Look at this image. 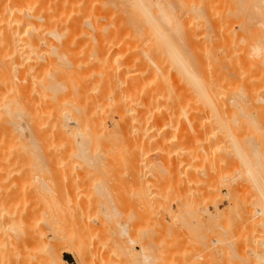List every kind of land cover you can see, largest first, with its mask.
<instances>
[{
    "label": "rangeland",
    "instance_id": "rangeland-1",
    "mask_svg": "<svg viewBox=\"0 0 264 264\" xmlns=\"http://www.w3.org/2000/svg\"><path fill=\"white\" fill-rule=\"evenodd\" d=\"M43 1H44V3H43ZM55 1L57 4L55 3ZM67 1H68V3H67ZM138 1H140V2H138ZM138 1L137 0H78V1L77 0H73V1L70 0V2H69V0H49L48 3L50 2L52 5L48 6V5H46L47 4L46 0H42V1L41 0H0V160H1L0 166H2V168L0 167V169L3 170V171L0 170V172L1 173L5 172V174L0 173V195H1L0 196V202H1V198H2L3 202H1V203H3V205L5 206L4 207L5 209L1 208V209H3L2 212L4 210H6V213H4V214L2 213V214L5 216L6 214L8 215L9 213L18 214V212H20L19 216L14 215V214L10 215V216L8 215V216L10 218L12 217V219H15L17 217H21V215L22 216L24 215L21 218L25 219L26 216L30 218V221H28L29 219L27 217H26L27 219H25V220L29 223L28 225L31 224L30 227H32L34 225L35 230L31 229V231H36V232H34L35 235H36V233H38L37 236H42V237H40V239L38 237L39 241L37 239L38 242L36 241L35 243L33 241H35L36 239H34L32 241V239H33L32 238L31 241L33 242V244H31V242H30L31 246L29 247V249L27 248L28 249L27 250L26 248H24V250L25 251L27 250L29 252L31 250L34 251L37 254V256L40 258L41 264L43 261H44L43 264L46 262V260H44L45 258H47L46 256L48 255L46 253H49L48 249L51 250L52 245H53L52 247L55 248V251L57 253L56 256L57 255L60 256V258L65 262V264H264V246H263L264 245V104H263L264 103V62H263L264 61V0H138ZM145 1L146 2L149 1V3H151V4H149V6L151 5L150 6L151 8L148 6L149 7L148 11H150V13H149L150 17L148 16V13H144V10L142 9V7L139 6V4L140 5L142 4L141 2L144 3ZM39 3L43 6V8L45 5L47 10L44 9L42 11L40 9L42 6ZM132 6H133V8H131ZM157 6H159V8ZM49 7L50 8L53 7L52 8L53 11L55 9V13H58V14L53 13L56 16V19H58V18L64 19L65 16H66L65 18L68 19L67 25L62 26V28L56 30V31L59 30L60 33L59 32L58 33L60 35L61 34L63 35V38L60 40V42H62V43L60 44L58 42V44H60L59 48H58L57 47L58 45L57 46L55 45L57 42L54 40L56 43L53 42L54 45L52 46V47H54V46L57 47V51H58V49L62 50L61 52L59 51L60 53L58 52L60 55L59 61H56V60L55 61L57 63H59L60 60H62L60 62L61 66L63 64V66L71 67V68L67 69V72L68 73L70 72V74H68V73L67 74H68V76L70 75L71 78H67L68 76H66V78L68 79V82H65L63 80V82L61 81L62 84L61 83L60 84L62 86H64L65 83H66V85H67V83H70V88L68 85L67 86H68V89H71V82H72V89L74 90L73 94L74 93L76 95L81 94V97H79V95H78L77 96L78 99H76V101L78 100L79 102L78 101L76 102L75 100H72V98H69L67 96L69 99L72 100V101L70 100L69 102L70 103L74 102L75 104L78 103L77 105H75V104L72 105V103H71L72 107H74V105L77 107H78V105H79V107H83V108L78 107V109H80L79 112L81 113V115L84 113H85V115L86 114L89 115V117H87V115L86 116L84 115L85 120L88 118V120L84 121V125H83V122L80 123L81 124L80 126H82V130H80L81 127H79V126L76 127V129H77L76 130L75 126L71 125L77 131V133L75 132L76 134H78L80 136V134L82 132V135L80 137L83 138L85 136V135H83V133L85 131H89L87 133H90V131H92L93 135H95V133H98L97 131H100L99 129L97 130V128L95 129V127H94V130L93 129L89 130L90 128L87 129L88 127L86 125H88L89 118L91 119L92 115L96 116L97 115L96 112H98L100 109H106L108 107H111V106H109L111 104L108 105L107 103L109 101H111L112 98L113 99L115 98V96L111 93L109 96L113 95L114 97L111 98L107 95V97H109L107 99H111V100L108 101V100L103 98L107 94V93H104V88L106 87V85L103 83L105 76H107V74L105 75V70L107 69L106 72L108 70H109V72H111V71L116 72V69H118L119 71L117 70L116 73H119L120 69H122L121 67H123L126 70L124 72V70L122 69L123 71H121L122 72L121 75L123 74V72H124V74L126 72L127 73L131 72V74H132V72H133V74L135 73V75L138 76V78H140V79H137V80H139L140 85H141L140 82L145 81L146 83H148V85L153 84L152 87L155 86L154 88L151 87L152 89L149 90L148 88H146L148 86L145 87V85H147V84L145 82H143L144 86H142V88H145V89H143L144 91H142L141 86L138 85V82H137L138 86H136V88L134 89V91L138 90V89L141 90V92H138V94H137V92H135V93L137 95H139V97H140L141 93L143 92L142 97L143 98L148 97L147 102H149V103L151 102L154 108L152 107V105H150L149 108L146 107L147 106L146 104H145L146 105L145 107L143 106L144 104H142L141 101L143 102L144 100L146 101L147 99L142 100V97H140L141 100L139 98L138 100H140V101H138V100H136L137 98H135L138 96H135L133 98V96L136 95L135 93H133L134 95L128 94L129 95L128 101L131 100V102H130L131 106H133L132 105L133 103L134 104H139V103L142 104V105L141 104L138 105L140 108H138V107L136 108L135 107L136 105L133 107L137 110H140V111H138L141 115L139 117H141V118L143 117L142 118L143 123L141 122L140 125L144 124L146 127L143 125L141 127L149 128L150 132L146 129L148 131L147 132L148 135H150L152 133L151 132L152 128H150V127H154V126H150V122H151V124H153V122H155V119H153L154 120L153 122L151 121L153 117L156 118L155 116H153V114L154 115L158 114L157 117H159L160 115H163V114L164 115L168 114L169 117H167L166 119L167 120L170 119L171 122H173V120L177 119L178 121L176 120L173 123H178V124H175L176 126L178 125L177 126L178 128H179V124L182 127L185 125V127H183V128L186 129L189 136L187 135L186 131H185L186 132L185 133V132H182L180 130L181 126L179 129L177 127L175 129H172L175 126L174 124H172L174 126L170 129L169 126L166 125L168 123V121L167 120L163 121L164 120L163 118L166 117V116L164 117V115H163V117H161L163 119V120H161V122H160V119H161L160 117H159L160 119L157 118V120L159 119V122L158 121H157V123L155 122L158 125L155 124L154 128L155 129L159 128L160 130L158 129V131L153 132L152 135H154V133H155V135H157L158 133L160 135L162 133L161 136H164L167 138L168 133H169V135L171 132L174 134V136H172L173 134H171L172 137L170 136L171 139H169V141L172 140L171 141L172 143L167 140L169 137L167 139L164 138L165 142L162 140H157L156 143H154L155 142L154 139L157 138V136L155 138H153L155 135L153 137L150 136L151 138H153L152 140L149 137L150 141H153L152 142L153 145H156L157 147H159L157 145L158 143H160L159 145L162 147L165 144L167 145V143H168L167 146L170 147V148H168V150L172 149L174 147L172 150L173 153H172V151L169 152L170 155L173 154L170 156L168 154V150L165 149L166 145L164 146V150L163 149L160 150L161 147L158 149L156 146L155 147L153 145H151L152 147L149 146V139L147 140L148 135L146 134V131L143 133L145 128H144V130H143V128L139 129V123H140V121H142V119L138 120V118H136L137 119L136 121L137 122L139 121L138 126L136 127L137 130L138 129L140 131L143 130L142 133H140V135L137 133L138 134L137 139H138V137H139V139L141 138L140 137L141 134H144V135L146 134V136H145L146 138H144V135H142L143 137L141 138V140H143V139L147 140L148 147H147V145H146V147L150 148V149H149V151H147V149L144 148V150H146L147 153L156 150L155 151L156 154H154V152H153V153H149L147 155L145 151H142L140 146H139V148L141 149L142 152L139 151V148H138L139 144L138 143H141L140 141L137 143L138 145L137 144L135 145V146H137V149H138L137 151L134 149L136 152H138V153L140 152L141 154L143 152H145V154L147 155V156H145V155L141 156V154H140L139 157L141 156L140 157L141 159H139L137 157V159H138L137 161H138V163H140V166L142 165L141 160L143 163L145 158L148 159V157L152 155L151 157H149L148 161L147 160L144 161L145 164L143 163L144 164L143 166H145L147 164V162H149L148 167L146 165L143 169L144 171H142V169L139 168L142 171L140 173L142 176H140L138 172L135 175V177H137L138 180L136 178L134 180H132V178L134 177L131 174L132 172H129V174H130L129 175L127 170H123V169H125V166H123V164H122L123 159L120 158L121 153L119 152V149H120V151H121V149L123 150L122 146H120L121 148H118L117 146L115 147V145H112V147H113L112 148V147H110V144H112V143H110V144L108 143V145H109V148H108V145L106 144L107 147H105V144H104L106 141L103 142L104 146H103V144H101L102 146L99 145L100 143L97 144V141H96V146L99 145L100 148L103 149V152L101 149H99L100 152L98 151V153H96L97 149H96V151H95V149H93L94 150L93 154L94 153L95 154L103 153V155L107 154L105 156L102 155L101 157H105V159L110 160L109 164L106 163L107 161H105V160H103V161H105L107 167H109V166L114 167L113 169L110 168V170H112V172L108 171L107 168L105 169L106 172H101L104 170L102 168H99V169L97 168L98 173L97 172L94 173L92 171L95 170L96 168L93 169L92 171L88 170L89 168H86L85 166L83 167V164H85V163L84 162L82 163V161H80L78 159H77L78 161L71 159L73 163L72 162H70L71 164L68 163V165L70 167L66 166L67 164H65V162H64V165L67 168H63V169L67 170V171H64L62 169V172H60L59 171L60 169L57 166H54L53 163L56 164L58 161L57 160L58 157H56L55 155L58 156V155L64 153L63 151H65V150L67 151V153H71V152H69V149L71 150V147L75 148L76 145L74 146V144H72L70 147L68 145V143H66V142L63 143V141L58 140L59 139L58 136H55L57 134H56V130H55L56 127L53 125L54 115H51V113L56 108L55 105L56 106L58 105V108L64 107V105L63 106L61 105V102L65 103L64 98L66 96L64 97L63 95L60 94V92L58 90L59 87L57 89L58 91L55 89L56 90L55 93L56 94L58 93L57 95L55 93H53V94L51 93V95H49L50 94L49 92L52 89H49V92L47 89L50 87L54 88V85L51 83L58 81L59 74L61 75V77H62V75H64L63 74L64 72L60 73L58 71L62 72L65 70H63L64 68L62 70L60 69L63 67V66L62 67L58 66L60 64H57L56 62H55L56 64L52 63L54 61L53 59L56 56L54 58L50 57L52 60L51 61L49 60L50 61L49 65L52 67H50L48 65V63H45V61H44L45 58H49L47 56L51 55L50 51L55 48L54 47L53 49L49 50V48H51L50 46L52 44V41H53L52 38L53 37L50 35L51 33L50 34L48 33L49 32L48 29H50V28L48 27V29H47V27L39 26L40 23L38 22V20L35 19V16L37 17V15H39L38 14L39 11H40V13L42 11L43 12L42 14H44V12H45L44 15H51L50 13L53 11L50 10L51 12H49ZM136 7H139V8H136ZM135 10H137V11H135ZM127 11L130 13H128ZM131 11L134 14H132ZM144 14L147 15L148 18H151L152 20L151 19L146 20ZM28 15H31L30 16L31 18H29ZM138 17H139V19H138ZM71 19H72V21H71ZM144 19H145V21H144ZM141 21H143L144 24ZM261 22L263 24H260ZM40 27H41V29H40ZM51 29L54 30L55 28L54 29L51 28ZM37 30H38L39 34L42 33V30L47 32L46 33L47 39L50 36L52 37V38L50 37L52 40V41L50 40L51 42L49 41V39H48V42H47V40L43 41L46 44L48 49L44 47L45 44L42 42L37 41L36 44H34L35 42L33 44L31 43L34 41L35 37L41 36V35L43 36V34L45 33L43 31V34L36 36L35 34H36ZM39 30H41V31H39ZM28 31L32 35V39H31V37H29L31 35L28 34L29 33ZM48 34L50 36H48ZM46 36H45V38H46ZM183 36L184 37L186 36V38H184ZM191 37H192V40H191ZM29 39L31 40L30 42H29ZM69 39H70V41H69ZM37 44H39V46ZM171 45L174 48V50L177 49L178 52L180 50V52L182 51L181 52L182 54L184 52V54H183L184 58H186V59L190 58L189 60L193 59V60H196V61L199 60V62H202V63H199V64H202L201 69L198 68L200 71L197 68H196L197 70H195L198 72L197 73L198 75H199V72H201L200 73L201 77H202V75H204V77H205V75L207 74V77L209 79V76H211V75H209V73L210 74L212 73L211 78H213V82H212V79H211V81L208 79L205 80L204 77H203V79L206 82L204 83L203 79H202V82L204 83L205 86L208 83V81L210 83V85L208 84L210 87L213 84L216 86V87H214V89H212L214 92L213 95L211 94L212 90L210 91V89H211L210 87H209L210 89L208 90L209 94L211 95V98L214 101V103L212 101V105L214 106L215 110L211 109L213 106L212 105L210 106L209 102L207 103L206 100L208 98L206 99V97H203L204 95L202 96L203 98H200L202 100H200L198 102H193L195 100L197 101L196 97H198L199 95L196 96L195 97L196 99L194 100L195 95H194V93H192L193 91L190 90L192 88L189 89L190 91L188 90V88H186L189 85L188 83H186L187 80H186V82H183L182 80H179V78L177 79L178 76H182L183 72L180 71V73H178V75H176V74H175V76L173 75L174 73H177V71H178V70H176L177 65L175 68H172V69H175L176 72H174V70H173V74L170 75V73H172V71H170L169 68H171V66L173 65L172 63L175 61V58H177V57H175L176 56L175 54L173 55L174 58H171V57H173L171 55L172 53L170 55H168V53H170V52L175 53V51H173V48H170ZM175 47H177V48H175ZM256 47H258L259 50L262 49V51L260 50V52H256L255 51V49H257ZM167 48H169L167 50L168 53L165 50ZM41 50H43V51H41ZM47 50H49V54L47 53L48 52ZM149 50L152 51L151 53H153V54L150 53L152 55V58L153 57L155 59L157 58L158 62L161 63L162 66L160 64L159 65L161 66L162 69L164 68V66H163V65H165L164 63L168 64V62L169 63L172 62L171 66L166 65L168 67L170 66L169 68L166 66H165L166 69L164 68L165 73L167 71V68L170 71V72L167 71V73L165 74V76L167 75V77H168V78L165 77L166 80L164 79V76H163L164 71H161L163 74L162 73H160V74H162V75H160L158 73V75H160V77H158V79H157V76H156L157 72H156V74H154V72H153L154 70H152L153 68L152 67L149 68V66H151V64H149L148 61H147L148 63H144L146 66V69H145V67H143L144 65L142 63H136L139 61L138 57L139 56L144 57L145 56V54H143L144 52L149 54L148 53ZM104 51H105V53H104ZM186 51H187V54L185 53ZM44 53L48 54V55H45ZM40 54H42L43 57ZM165 54H167V56ZM153 55H155V56H153ZM40 57H42L43 59H40ZM165 57H166V59H165ZM134 58H136V59H134ZM180 58H182V57H180ZM246 58H247V60H246ZM39 59L42 61H40ZM144 60L146 62V58ZM193 60H192V62H193ZM102 61H103V63H102ZM68 62H70V64H68ZM142 62H144V61H142ZM189 62H191V61H189ZM39 63H41V64H39ZM105 63H106V66H105ZM127 63H130V64L132 63L131 71H130V65ZM134 63H136V64L134 65ZM146 64L148 65L149 69L147 68ZM174 64H176V62ZM186 64L190 65V67L192 66V64L188 63V60H187ZM197 64H198V62H197ZM45 65H48L49 67L45 66ZM262 65H263V67H262ZM54 66H55V69H52V68H54ZM193 66H194V64H193ZM197 66H199V65H197ZM58 67H60V68L58 69ZM172 67H174V66H172ZM36 68H38L37 70H39V71H37ZM46 68H48V70ZM49 68H51L53 70V72L55 70L56 71L54 73H51L52 70L51 69L49 70ZM146 70H147V72H146ZM49 71H51L50 72L51 74L49 73ZM148 71H150V72H148ZM242 72H244V73H242ZM65 73H66V71H65ZM112 73H114V72H111V74ZM147 73L148 74L151 73L150 76L147 75ZM168 73H169V76H168ZM237 73L238 74L240 73V74L238 75ZM47 74L48 75L50 74L52 78L49 77L50 75L47 76V77H49V78H47L45 76ZM101 74H102V76H101ZM142 74L144 77L142 76ZM95 75H97V76H95ZM99 76H101L102 79H100ZM134 76L132 75L133 79H136L137 77H134ZM146 76L147 77L149 76L150 78L148 77L147 78L148 80H147V79H145ZM155 76H156V79L158 81H160L159 79L163 78L164 80L162 79L163 81H160L158 83L163 82L162 84H165V81H166V86L169 83H170L169 85H172L173 84L171 82V81H173L172 77L177 76L176 78L173 77L174 79H177L176 81L174 80L173 82L174 83L178 82L177 85H179V84L183 85L182 89L186 88L185 89L186 91L188 90V92H190V94L192 93V95H194L192 97L193 100H192V98H191V100L188 98L189 99L188 101L193 102L194 106L190 105L191 108H193V109L190 110V108H188V107H190L187 105V104H189L188 102L184 103L185 99L187 101V97L192 96V95H190L189 93H188L189 95L187 93H185L188 96L183 101V100H181V99H183V96H181V95H184V91H183V94L181 93L180 96H178V97L176 96L179 99V101H178V99H175V96L171 95L174 92H177L176 94H178V92H179L177 89L174 88L175 86L172 88V89H175V91H173L170 88L173 91V93H171V90H170V94L167 91H164V89H163L164 85L160 86V88L162 87V90H160L159 86L157 88V85H160V84H156L157 82L154 81L155 78L153 79V77H155ZM235 76H237V77H235ZM61 77H60V79H65V77H62V78ZM85 77H87V79H85ZM89 77L92 78V82L90 81L91 78L89 79ZM182 77L184 79H186L184 76H182ZM198 77L201 79L200 76H198ZM45 78H47L48 83H47V80L44 81ZM50 78H51V80L53 79L52 82H51V80H49ZM142 78H144V79H142ZM169 78L171 80H169ZM54 79H55V81H54ZM99 79H100V81H102V83L99 81H97V82L93 81V80H99ZM141 79H142V81H140ZM167 79H168V82H167ZM87 80L90 82H88ZM150 80H152V81L150 82ZM239 80H240V82H239ZM39 81L43 85H39L40 83L36 84ZM74 81L75 82L78 81V82L74 84L73 83ZM83 81L88 82L89 85ZM42 82H44V83H42ZM80 82H82V83L80 84ZM185 83H186V85H185ZM235 83H236V85H235ZM44 84L46 87L49 86V87H47L46 90H45ZM50 84L53 86H50ZM78 84L81 85V89H84V88L88 89L89 87H91V88L88 89L87 90L88 92L84 94L83 90H79L80 85H78ZM82 84H83V86H82ZM84 84H86V86ZM101 84H103V86ZM74 85H76V86L78 85L77 90H78V92L80 91L81 93L80 92L78 94L76 93L77 90L75 88L76 86H74ZM217 85H218V87H217ZM99 86L100 87L102 86V89H100ZM172 86H170V87H172ZM64 87H66V86H64ZM96 87H97V89L95 90ZM223 87H225V88H223ZM34 88L37 91H38V88H40V91H38L39 95H38L36 90L34 91ZM55 88H57V87H55ZM93 88H94V90H93ZM43 89H44V91H43ZM147 89H148V93L146 95L147 97H144V94L146 93L145 91H147ZM226 89H228V90L231 89V91L229 92L227 90L228 92H226ZM89 90H91V91H89ZM105 90H106V88H105ZM118 90H120V89H118ZM122 90H124V88ZM165 90H169V89H167L165 87ZM179 90H181V89H179ZM41 91H43V92H41ZM46 91H47V93H46ZM65 91L66 92L68 91V93H69V90L65 89ZM100 91L102 93H100ZM163 91L165 94L163 93ZM61 92H62V89H61ZM66 92H64V93L66 95H68V93H66ZM92 93H93V96L91 95ZM158 93H160L161 95L163 94L162 96H166V97H162V96L159 97V99L162 98V99H160L162 102L160 101L159 104L157 103L158 102L157 96H159ZM69 94H71V92ZM102 94H104L103 97H102ZM58 95H59V98L63 99V101L58 100L59 99ZM90 95H91V97H90ZM95 95L96 96L99 95L98 98L101 99V97H102L104 99V101L98 102V100H97L98 98L96 99ZM169 95H171V98L173 99V101ZM174 95H175V93H174ZM186 95H184V96H186ZM200 95H202V94H200ZM37 96H39L38 100H37V98H38ZM48 96H49V98H50V96L52 98H50V100H49ZM53 96L57 99V102H60V103L57 104L56 102H54L56 99L54 100ZM82 96H84V97H82ZM151 96H152V99L154 101L152 99H150ZM156 97H157V99H156ZM207 97H210V96H208V94H207ZM42 98L46 99V100H43ZM47 98H48V100H47ZM73 98H74V96H73ZM79 98H81V101ZM84 98H85V100H84ZM88 98H91V99H88ZM120 98H121V94H120ZM204 98L206 99L205 102L203 101ZM211 98H209L208 100L211 101L212 100ZM215 98L217 99V101ZM51 99H52V101L54 100L53 101L54 103L51 102L52 104L49 103L51 101ZM100 99H99V101H102V99L101 100ZM116 99L117 98H115V100ZM149 99L151 101H149ZM169 99L171 102L175 103V105L177 104L176 106H178V107L175 106L176 108H174L173 107L174 104H172L173 106H171ZM39 100H41V101H39ZM86 100H87V102H85ZM105 100L107 101L106 106H105L106 108L103 106L105 104L104 103ZM125 100L126 99H124V101ZM166 100H167V102H166ZM180 100H181V102H180ZM198 100H199V98H198ZM237 100H239V101H237ZM38 101H39V103H38ZM94 101L96 102V104H95L96 107L97 106L100 107L102 105L103 108L100 107V109L98 110V107H97V109L95 107V111H94V109H93V107L95 106V105H93ZM135 101L136 102L138 101V102L135 103ZM40 102L42 103V105ZM111 102H116V101L112 100ZM147 102H145V103H147ZM215 102H217L218 105L219 104L220 105L218 106L217 103H215ZM232 102H233V104H232ZM45 103L46 104L48 103L47 107L50 108L51 111H49L50 109H48V108H47L48 111L46 110V108H45L46 104ZM70 103H69V105H70ZM98 103H99V105H98ZM100 103H104V104H100ZM149 103H147V104H149ZM160 103H161L162 107L160 106ZM167 103L170 104L171 107ZM256 103H257V105H256ZM44 104H45V106H43ZM65 104L66 105L68 104L67 100H66ZM156 104H158V106L161 108L157 107V109H155L157 106ZM224 104H226V105H224ZM234 104H235V106H234ZM66 105H65V107H66ZM209 106H210V108H208ZM68 107L69 106L67 105V107L65 109L63 108V113H64L63 119H65V120L68 118L67 111L70 112L68 110ZM172 107L175 110L177 109L175 111V113L172 112V111H174V110H172ZM196 107H197V109H196ZM219 107H221V108H219ZM40 108H42L43 111ZM74 108L76 109V107H74ZM145 108H147V109L145 110ZM150 108L155 110L154 113H153L152 109H151V111L148 110ZM178 108L182 109L183 112L180 111ZM194 108L196 109L195 111H193ZM69 109L71 110V108H69ZM81 109L82 110L85 109L84 113H82L83 111H81ZM65 110H67V111L65 112ZM72 110H73V108H72ZM72 110H71V115L75 114L73 112L78 111V110L77 111H72ZM106 110L108 111L111 109L108 108ZM141 110L144 114L148 113L150 118L152 116L151 120L148 119L149 120L148 121L146 119V118H149L148 115H147V117L144 115L146 117V118H144V116H142L143 113L141 112ZM189 110L191 111V113L187 114V112H189ZM197 110H199V111H197ZM100 111H102V110H100ZM148 111L151 113V115ZM163 111L167 112V113L165 114V113H163ZM79 112L76 113L75 115H78V114L80 115ZM138 112H137V114H138ZM155 112H158V113H155ZM212 112H214V113L212 114ZM89 113H91V114H89ZM170 113H172V114H170ZM181 113H183V114H181ZM184 113L187 114L188 116L187 115L186 116L189 118L183 117V116H185ZM194 113L195 114L197 113V115H195ZM47 114H49V115H47ZM100 114H101V112L100 113L98 112L99 116L102 115V114L101 115ZM137 114H136V117H138ZM174 114H175L174 117L176 119L171 117ZM177 114H178V116H177ZM192 114L196 118H194V116ZM44 115H46L47 118H45L46 116L44 117ZM112 115L113 116H111V118L107 119V121H106V127L108 129L106 131L114 132L115 130L113 131V129H116L114 123L116 122L115 120H117V117L114 115V113ZM181 115H183V116H181ZM198 115H200V116L198 117ZM41 116H43V117L41 118ZM50 116H51V118H50ZM84 116L82 115V117H84ZM179 116L183 118V119L180 118V119H182L181 121L179 119ZM190 116L193 117L195 120L190 118ZM216 116H217V119L215 118ZM171 118H172V120H171ZM92 119H93V117H92ZM197 119H199V120H197ZM209 119H210V121H209ZM37 120H38V122H37ZM48 120H50V121H48ZM144 120L146 122H149L148 127L145 124L146 122ZM46 121H48V123ZM211 121H212V123H211ZM35 122L37 123V125L39 123V125L42 127H40L39 125H38L39 128L36 127ZM171 122H170V124H171ZM196 122H197V124H196ZM208 122H210L211 124ZM43 123H44V125H43ZM183 123H184V125H183ZM190 123H192L193 125H191ZM189 124H190V126H189ZM136 125H137V123H136ZM196 125L197 126L199 125V127H197ZM1 126H3V128ZM34 126L36 128H38L39 130L36 129V131H35ZM43 126L45 128L47 127V129L43 128ZM191 126L192 127L195 126L194 127L195 129L192 128ZM20 127H21V129L22 128L23 129L20 130ZM48 127L51 128V130ZM111 127H113V128H111ZM154 128H153V131L155 130ZM40 129L42 130V134H41ZM43 129H45V130H43ZM192 129H194L193 132L191 131ZM37 130L40 132H37ZM52 130H53V132H55V134L52 132ZM63 130L65 131V129H63ZM139 130L137 132H140ZM173 130H175V132ZM93 131H96V132L93 133ZM163 131H167V134L165 135L166 132H163ZM47 132L50 133L49 134L50 136H47L48 135ZM156 132H157V134H156ZM179 132H181V134L183 133V135L185 134V140H183L184 136H182V138L180 137ZM39 133L41 134V137L36 138V136L40 135ZM100 134H103V133H100ZM45 135L47 137V138L45 137V139H47V140L43 139ZM135 135H136V133H135ZM159 135H158V137H159ZM195 135H196V137H195ZM197 135H198V137H197ZM51 136L52 137L54 136L57 140L55 138H52ZM66 136H65V138H66ZM89 136H90V134H89ZM116 136H118V135H116ZM177 137H179V139H177ZM39 138H40V140H38ZM67 138H68V136H67ZM51 139H54V140H51ZM158 139H160V138H158ZM162 139H163V137H162ZM42 140H44V142L45 141L46 142L52 141V142H50L52 147H51V145L49 146V144H50L49 142L43 143ZM110 140L111 141L113 140L112 142H113V144H115L114 138L110 139ZM119 140L122 141V138H119ZM187 140H188V142H187ZM175 141H177V142H175ZM85 142H87V140ZM123 142L124 141H122V143L120 142V144L125 145V143H123ZM184 142H185V144H187V143L188 144L185 146ZM36 143L39 145H37ZM58 143L60 144V146L61 145L62 146L59 147ZM152 143H150V144H152ZM181 143H183V144H181ZM118 144L119 143H116V145H118ZM143 144H144V142L142 141L141 146ZM170 144H171V146H170ZM34 145H35V147H33ZM180 145H182V146H180ZM41 146L43 147L44 151H41L42 148L38 149ZM56 146H58V148ZM65 146H67L68 148ZM94 146H95V142H94ZM175 146L179 151L175 148ZM30 147H33L34 151L33 150L31 151ZM46 147H51L50 149H52L54 147V149H52L53 152L52 151L50 152V149H49V151L46 150L47 149ZM63 147H65L64 148L65 150L63 149ZM25 148L27 151L25 150ZM36 148H37V150H36ZM73 148H72V150H73ZM115 148L116 149L118 148V149L116 150ZM22 149L25 150V151H22L23 153L20 152ZM59 149H63V150H60L61 151V152L59 151L60 154H57L58 152H56V151ZM124 149H127V146H125ZM104 150L105 151L109 150V151H106V153H104ZM127 150L125 151V153H127ZM30 151L32 152V154ZM38 151H40V153L42 155L46 156L47 159L41 155L43 158L42 159ZM46 151H48L47 154H44V153H46ZM110 151L111 152L114 151L115 153L112 154ZM116 151H118V152H116ZM162 151H164V152L166 151L167 153L165 152L164 154L166 156L169 155V157H171L172 160L170 161L171 158H169V157H167V159L169 158L168 160L165 159L166 157H164L165 155H163ZM180 151H181V153H180ZM34 152H35V154L37 153L36 156L39 154L37 156V157L40 156L38 159H35L36 156H35ZM107 152H110V153H107ZM18 153H19V155L21 153L24 155L26 154L27 158H29V157L30 158L27 159L26 155L21 156L22 154L19 156ZM49 153H50V155H49ZM117 153H120V154L118 155ZM138 153H137V156H138ZM157 153L161 154L163 157L161 155L159 156V154H157ZM174 153L176 155H174ZM28 154H29V157H28ZM67 155H69V154H67ZM100 155L101 154H99V156ZM114 155H117V156H114ZM186 155H188V157H186ZM12 156H14V157H12ZM107 156H109V158H106ZM157 156H158V158H157ZM10 157H12V158H10ZM22 157H24V159ZM55 157H56V159H55ZM110 157H111V159H110ZM124 157H125V155H124ZM13 158H16V160ZM20 158L23 160L22 163H21L22 160H20ZM40 158H41V160H40ZM67 158H68V156H67ZM116 158L117 159L119 158L120 160L117 161ZM177 158H178V160H177ZM25 159H27V160H25ZM48 159H50V161ZM159 159H161L162 162ZM13 160H14V162H13ZM24 160L26 161L25 166H23L24 162H25ZM29 160H30V163H29ZM42 160H45V162L47 161L46 164H48V166L45 163H44L45 164V166H44V164H43L44 161L42 162ZM111 160H113V161H111ZM156 160H157V162H156ZM165 160L167 162H165ZM19 161H20V163H19ZM36 161H38L39 163L41 162V164H38V162L36 163ZM75 161H77V162H75ZM3 162H4V164H3ZM15 162H17V163H15ZM74 162L78 163L79 165L78 164L74 165L75 164ZM79 162L82 164L80 165ZM114 162H116V163H114ZM151 162L154 164L153 166H152ZM164 162H165V164H164ZM168 162H169V164H168ZM175 162L178 165L180 164L179 166L177 165L178 170L175 169L176 168ZM189 162L191 165L189 164ZM119 163L121 166L119 165ZM138 163H137V167H138ZM160 163L162 165L164 164L163 167H161ZM172 163H174L175 165L174 164L172 165ZM182 163H184V164H182ZM13 164H14V166L17 164H19L20 166L18 168V165H17L14 168ZM31 164H33V165H31ZM72 164H73V166H72ZM167 165H168V167L174 166V167H172V169H175L174 173H173V171H171L172 174H170L171 168H168L169 170L168 171L165 170L163 173L164 175H163L162 174L163 171H161V170H164L162 168H165ZM181 165L183 167H181ZM21 166H23V167L21 168ZM32 166L35 168L33 169ZM36 166H41L42 168L45 167L46 169L43 168L44 169L43 170L41 167H36ZM49 166L51 169L49 168ZM51 166L53 167V169L54 168L56 169L55 172L49 171V169L53 170ZM78 167L80 168L81 171H83V169L85 168L89 172L84 169L85 173L83 172L84 173L83 174L82 172H80L79 169H77ZM146 167H147V170H146ZM155 167L161 169V170L160 169L158 170V172L160 171V173H158L156 171ZM40 168H41V170H40ZM72 168H73V170H72ZM115 168H116L115 171L116 172L118 171L117 174L115 171H113ZM119 168L123 171H121ZM16 169H19V170L16 171ZM20 169H21V171H20ZM68 169L72 170V171L69 172ZM179 169H181V170H179ZM36 170L37 171L40 170V172L39 171H38L39 173L35 172ZM45 170L48 172H46ZM77 170H79V171H77ZM119 170L121 171V173ZM176 170L180 171V172L177 173ZM73 171H75V173ZM145 171H147V172H145ZM153 171H155V173H153ZM187 171H188V174H186ZM77 172L81 173V175L77 176L78 175ZM109 172H110V174H109ZM113 172L115 174H113ZM144 172H145V175H144ZM175 172L177 174H175ZM181 172H182V174H181ZM94 174H96V175H94ZM173 174L177 175L175 177L176 180L171 179V177L172 178L174 177ZM9 175H11V176H9ZM20 175H21L22 180L21 179L18 180ZM131 175H132V177H131ZM150 175H152L154 178ZM159 175L163 176V178ZM182 175L184 176L183 178L179 177ZM22 176H23V178H22ZM72 176H73V178H72ZM156 176H159V177H156ZM65 178H66V180H65ZM69 178L70 179L72 178V179L69 180ZM88 178H89V180L87 181ZM159 178L161 179V181L163 180L164 184L160 182ZM179 178H181V179H179ZM103 179H104V181H103ZM168 179H171V180L168 181ZM67 180H69L71 182H69ZM157 180H159V181H157ZM60 181L62 182V184ZM131 181H132V183H131ZM172 181H174L173 184H172ZM182 181H184V182L182 183ZM252 181H253V183H252ZM14 182H15V185H14ZM108 182H110V183H108ZM18 183H20V184H18ZM71 183H73V184H71ZM74 184H75V187H74ZM184 184H186L188 186H186ZM16 185L19 189L16 188ZM156 185L157 186L160 185V186H158L159 188ZM254 185H255V187H254ZM179 186H180V188H178ZM11 187H13L15 189V191ZM11 189L13 190V192ZM165 189H167L170 192L165 191ZM4 190L8 191V192L7 193L5 192L3 194ZM179 191H181V192H179ZM175 192L177 195L175 194ZM152 193H153V195H152ZM259 193L262 195V197ZM19 194L21 195L22 198L20 197ZM181 194L182 195L184 194L183 197L184 196L185 197L181 201H178L177 199L179 197H177V196H181V198H182ZM12 195H15V198L12 199ZM10 196H11V198H10ZM16 196H19L21 198V200L19 197L17 198ZM174 196H176L177 198ZM144 197H146V198H144ZM171 197H172V199H171ZM181 198H179V200ZM11 199H12V201H11ZM168 199L169 200L171 199L170 200L171 203L169 202ZM174 199H175V201H174ZM15 200H16V203L14 202ZM17 200H20V202L18 204H17V202H18ZM113 201H114V203H113ZM123 202L125 203V205ZM20 203H22V204H20ZM169 203H170V209H169ZM183 203H184V205L186 204L185 208H184V205L182 207ZM36 204H37V206H36ZM46 204L48 206L50 205L49 207H51V209H53L52 207H54L55 208V209H53L54 211L52 212V210L48 206L45 207ZM57 204L61 205L60 206L61 208H59L58 207L59 205H57ZM164 204H166V205H164ZM179 204H181V206H179ZM62 205L64 207H62ZM22 206H23V208H22ZM77 206H78V208H77ZM167 206H168V208H167ZM17 207H20V210L18 209L19 211L17 210ZM24 207H25V209H24ZM80 207L82 209L81 211H79ZM21 208H22V210H21ZM30 208H32V210ZM148 208H149V210H148ZM27 209L30 210V213L26 212L27 215H26V213L21 214L22 213L21 211L25 212V211H27ZM61 209H62V211L60 212ZM161 209L163 210V212L164 211L165 212L163 213ZM166 209L167 210L169 209L168 210L169 215L166 213V211H167ZM175 209L176 210L179 209V210H177V212H176ZM48 210H50V211H48ZM56 210H57V212H55ZM63 210H65L66 215L69 213L66 216L67 219L69 218L68 220L64 217L65 213ZM83 210H84V212H83ZM98 210H100V211H98ZM15 211H16V213H15ZM47 211H48V213H47ZM66 211H68V212H66ZM153 212H154V214H153ZM82 213H83V215H82ZM177 214L179 216H177ZM112 215L115 217L112 218ZM193 215H195V216H193ZM8 216H5V217L7 218ZM108 216L112 220L113 219L114 220L112 221L111 219H107V218H109ZM33 217H35V218H33ZM180 217H182V218H180ZM101 218H103V219L101 220ZM213 220H214V222H213ZM26 221H24V222H26ZM45 222H47V224ZM260 224H262V225H260ZM171 226H172V228H171ZM30 227L29 226L27 227V225H26V228H30ZM27 231L25 230V232L31 234V231H29V229ZM40 232H42V235L39 234ZM177 232H179V233H177ZM27 233H25L23 235H26ZM29 234H27L26 236H30V237L33 236L34 237L33 233L31 235H29ZM10 235H11V233H10ZM43 236H45V237H43ZM21 237H22L21 239L25 238L28 242V239L25 236H21ZM30 237H29V241H30ZM35 238H37V237L35 236ZM53 240H54V242H53ZM9 242H10V240H9ZM65 244H68V245L70 244L69 246H71L72 248H74L75 246L76 247L79 246L78 248L75 247L74 249L81 250V252H80L81 254L78 255L74 249H69V250L64 249L65 246H68ZM28 245L29 244H27V246ZM10 250H11V248H10ZM34 252H32V253H34ZM8 253L10 254V256L13 254V252H8ZM32 253H30V254H32ZM14 254H13V256L17 257V253H14ZM26 254H27V257L25 254L23 255L24 257L22 256V259L25 260L24 263L26 262V264H32L31 262H33V260H34L33 256H30V258H29L30 254H28L27 252H26ZM13 256L8 258V260L5 258V260L7 262H10V261L13 262V263L10 262L11 264H17L18 263L17 260L18 261L21 260L20 259L21 257H17L18 259L16 258L17 259L16 260L15 257H13ZM1 257H0V259H1ZM7 257H9V256L7 255ZM36 257L34 256L35 260H36ZM43 257H44V259H43ZM9 259H10V261H9ZM27 259L29 260V262ZM12 260H15V261H12ZM40 260L37 264H40ZM37 261H38V259H37ZM36 262H35V264H36ZM58 264H63V263L58 262Z\"/></svg>",
    "mask_w": 264,
    "mask_h": 264
},
{
    "label": "bare ground",
    "instance_id": "bare-ground-1",
    "mask_svg": "<svg viewBox=\"0 0 264 264\" xmlns=\"http://www.w3.org/2000/svg\"><path fill=\"white\" fill-rule=\"evenodd\" d=\"M41 1H42V0H41ZM46 1H47V4H46V5H48V6H49V5H52L50 2L48 3L49 0H46ZM72 1H73V0H72ZM77 1H78V0H77ZM137 1H138V0H137ZM58 2H59V1H58ZM64 2H65V1H64ZM69 2H70V0H69ZM138 2H140V1H138ZM145 2H146V1H145ZM145 2H144V3L141 2V3H142V4H141L142 6H141L140 4H139V6L142 7V9L144 10V13H148V16L150 17V15H149L150 11H148V9H149V7L151 6V5L149 6V4H151V3H149V1H147L146 3H145ZM43 3H44V1H43ZM55 3H56V1H55ZM59 3H60V2H59ZM67 3H68V1H67ZM39 4H40V3H39ZM56 4H57V3H56ZM117 4H118V3H117ZM160 4H161V3H160ZM40 5H41V4H40ZM54 5H55V4H54ZM131 5H132V4H131ZM41 6H42V5H41ZM56 6H57V5H56ZM137 6H138V5H137ZM148 6H149V7H148ZM37 7H38V6H37ZM61 7H62V6H61ZM69 7H70V6H69ZM116 7H117V6H116ZM157 7L159 8V6H157ZM52 8H53V7H52ZM52 8L49 7V12L53 11ZM58 8H59V7H58ZM131 8H133V6H132ZM136 8H139V7H136ZM150 8H151V7H150ZM40 9H41L42 11H43L44 9H46L45 5H44V8H43V6H42ZM134 9H135V8H134ZM46 10H47V9H46ZM46 10H45V11H46ZM50 10H51V11H50ZM58 10H59V9H58ZM137 10H138V9H137ZM137 10H135V11H137ZM38 11H39V10H38ZM42 11H41V13H40V11L38 12L39 15H37V17L35 16V19L38 20V22L40 23L39 26H41V27H42V26L47 27V29H48V27L50 28V29H48V31H49L48 33H49V34L51 33L50 35H51L53 38H52L49 34H48V36H50V37L52 38L53 41L51 40L50 37L48 38L49 41H50V40L52 41V44L50 43V44H51V46H50L51 48H49V50H51V49H53V48L55 47V46H54V47H52V46H53L54 43H56V42H57V43H56L55 45H56V46L58 45L57 47L59 48V45L62 43V42H60V40L63 38V35H62V34L60 35V34H59V33H60L59 30H58V31H56V30L62 28V26L67 25V23H68V19L65 18L66 16L64 17V19H62V18H58V19H56V16L53 14V13H55V9H54L53 12L50 13L51 15H44L45 12H44V14H42V13H43ZM47 12H48V11H47ZM127 12H128V11H127ZM128 13H130V12H128ZM131 13H132V11H131ZM178 13H179V12H178ZM46 14H47V13H46ZM48 14H49V13H48ZM55 14H58V13H55ZM132 14H134V13H132ZM64 15H65V14H64ZM144 15H145V14H144ZM30 16H31V15H28L29 18H31ZM58 16H59V15H58ZM146 16H147V15H145L146 20H147V19H151V18H148V16H147V17H146ZM138 19H139V17H138ZM172 19H173V18H172ZM114 20H115V19H114ZM130 20H131V19H130ZM140 20H141V19H140ZM151 20H152V19H151ZM69 21H70V20H69ZM71 21H72V19H71ZM144 21H145V19H144ZM149 21H150V20H149ZM172 21H173V20H172ZM141 22L144 24L143 21H141ZM150 22H151V21H150ZM154 22H155V21H154ZM154 22H153V23H154ZM120 23H121V22H120ZM145 23H146V22H145ZM148 23H149V22H148ZM116 24H117V23H116ZM257 24H258V23H257ZM260 24H263V23L261 22ZM121 25H122V24H121ZM149 25H150V24H149ZM153 25H154V24H153ZM155 25H156V24H155ZM171 25H172V24H171ZM150 26H151V25H150ZM257 26H258V25H257ZM41 27H40V29H41ZM44 27H43V28H44ZM124 27H125V26H124ZM43 28H42V29H43ZM51 28H53V29L55 28V29H54L55 31L52 30ZM177 29H178V28H177ZM44 30H45V29H44ZM44 30H42V33H41V34H43V31H44ZM39 31H41V30H39ZM51 31H52V32H51ZM28 32H29V31H28ZM44 32H45V31H44ZM58 32H59V33H58ZM177 32H178V31H177ZM177 32H176V33H177ZM46 33H47V32H45V33L43 34V36H42L41 34L38 33V30H37V32H36L35 35H36V36H37V35H41L42 37H41V36H37L38 38L35 37V38H34V41L32 40L33 42H31V43L33 44V43L35 42L34 44H36L37 41H38V42H42V43H44L43 41H46V40H47V42H48V39H47V36H46L47 34H46ZM28 34L31 35L30 32H29ZM185 34H186V33H185ZM45 36H46V38H45ZM27 37H28V36H27ZM29 37H31V39H32V35L29 36ZM33 37H34V36H33ZM40 37H41L42 39H41ZM161 37H162V36H161ZM183 37H184V36H183ZM188 37H189V36H188ZM188 37H187V38H188ZM44 38H45V39H44ZM54 38H55V39H54ZM162 38H163V37H162ZM184 38H186V36H185ZM189 38H190V37H189ZM27 39H28V38H27ZM166 39H167V38H166ZM35 40H36V41H35ZM41 40H42V41H41ZM54 40H55L56 42H55ZM187 40H188V39H187ZM191 40H192V37H191ZM30 41H31V40L29 39V42H30ZM51 41H50V42H51ZM69 41H70V39H69ZM53 42H54V43H53ZM58 42H59L60 44H58ZM190 42H191V41H190ZM190 42H189V43H190ZM44 44H45V43H44ZM66 44H67V43H66ZM37 45L39 46V44H37ZM40 45H41V44H40ZM67 45H68V44H67ZM68 46H69V45H68ZM71 46H72V45H71ZM163 46H164V45H163ZM166 46H167V45H166ZM169 46H170V45H169ZM187 46H188V45H187ZM194 46H195V45H194ZM40 47H41V46H40ZM44 47L47 48L46 44H45ZM57 47H55L53 50L50 51L51 55L47 56V57H49V58H45V57H44V58H45L44 61H45V63H48V65L50 64L49 62L52 60L51 58H54L55 56H56V57L53 59L54 61H53L52 63L56 64V63H57L56 61H59V58H60V57H59V56H60L59 53H60L62 50H59V49H58V51H57ZM66 47H67V46H66ZM60 48H61V47H60ZM64 48H65V47H64ZM170 48H173L172 45H171ZM175 48H177V47H175ZM256 48H257V49H255L256 52H260V50L262 51V49L259 50L258 47H256ZM47 49H48V48H47ZM98 49H99V48H98ZM157 49H158V48H157ZM157 49H156V50H157ZM168 49H169V48L165 49L166 52H167ZM189 49H190V48H189ZM191 49H192V48H191ZM43 50H44V49H43ZM43 50H41V51H43ZM49 50H47V51H48V52H47L48 54H49ZM150 50H151V49H150ZM150 50H149V51H150ZM160 50H161V49H160ZM170 50H171V49H170ZM193 50H194V49H193ZM45 51H46V50H45ZM59 51H60V52H59ZM140 51H141V50H140ZM146 51H147V50H146ZM149 51H148L149 54H147V53H145V52L143 53V54H145L144 57L146 58V62H145V60H144V59H145L144 57H140V56H139V57H138V58H139V61L137 60L138 62H136V63H142L144 66H143L142 64H141V65H142L143 67H145V69H146V66H145L144 63H148V62H149V64H151V66H149V68H151V67L153 68L152 70H154V71H153L154 74H156V72H157V75H156V76H157V79H158V77H160V75L163 74L161 71H164V74H163L164 79H165V77H167V75L165 76V74L167 73V71H168V72L172 71V73H170V75H172V74H173V70H174V72H176V70H178L179 72L177 71V73H174V74H173L174 76H175V74L178 75V73H180V71L183 72V73H182V76H184L186 79H184L182 76H178V77L176 76V77H177V79L179 78V80H182L183 82H186V80H187L186 83H188L189 85H188V87H186V88H188V90H189L190 88H192V89H190V90L193 91L192 93H194L195 96L192 95V93L190 94V92H188V90L186 91V90H185V89H186L185 87H184L185 89H182V88H183V85H180V84L177 85L178 82L174 83L173 81H174V80H175V81L177 80V79H174V78H176V77H174V76H173L174 78L171 76V77H172V80H173V81H171V82H172L174 85H173L172 83H171V84H172L173 86H172V85H169L170 83L166 86V81H165V84H162L163 82H162V83H158V82H160V81H163L164 79L162 78L163 80H162V79H159L160 81H158V80L156 79V76L153 77V79L155 78L154 81L157 82L156 84H160V85H157V88H158V86H159V88H160L161 85H164V88H163L164 91H167V92L170 94V90L175 86L174 88L177 89V90L179 91L178 94H176L177 92H174V93H175V95H174L173 91H175V89H172L173 91L171 90V93H173V94H171V95L175 96V99H178L177 97L180 96L181 93L183 94V91H184V95H186L185 93H187V94L189 93V94L192 95V96L187 97L189 94L186 95V96L181 95V96H183V99H181V100H183V101H184V99L187 97V101H186V99H185L184 103L188 102V103H189V104H187L188 106H190V105L194 106V105H193V102H198V101L202 100V99H200V98H203V97H206V99H207V98H208V99L211 98V95L209 94L208 90L211 88V89H210V91H211V90L214 89V87H216V86L213 84L214 86L211 85V87H210V86H209V85H210L209 81H208V83H207L206 86H205L204 83H205L206 81H204V79H205V80L208 79L207 74L205 75V77H206V78H205L204 75H202V77H201V74H200L201 72H199V75H198V74H197L198 72L195 71V70H197L198 68L201 69V65H202V64H199V63H202V62H199V60L196 61V60H193V59H192L193 62L195 61V62L193 63L192 60H189L190 58H189V59L184 58V56H183L184 52H183V54H182V53H181L182 51L180 52V50H179V52H178L177 49L174 50V48H173V51H175V53H173V52H170V53L167 52V53H168V55H170V54L172 53V54H171L172 56L175 54V55H176L175 57H177V58H175V61H174L173 63H172V62L169 63L168 61H167L168 64L164 63V64H165V65H163L164 68H165L166 65H170V66H171V63L173 64L172 66H174V67L171 66V68H169L170 66H169V67L166 66V67L169 68L170 71H169L168 68H167V71H166V73H165V69H166V68H165V69H164V68L162 69V68H161V66H162L161 63L158 62V59H157V58H156V59H155L154 57L152 58V55H151V54H153V53H151L152 51H150V52H149ZM171 51H172V50H171ZM241 51H242V50H241ZM30 52H31V51H30ZM58 52H59V53H58ZM100 52H101V51H100ZM161 52H162V51H161ZM166 52H165V53H166ZM39 53H40V52H39ZM102 53H103V52H102ZM104 53H105V51H104ZM139 53H140V52H139ZM150 53H151V54H150ZM185 53L187 54V51H186ZM33 54H34V53H33ZM44 54H45V53H44ZM48 54H45V55H48ZM161 54H162V53H161ZM186 54H185V55H186ZM40 55H42V54H40ZM165 55L167 56V54H165ZM32 56H33V55H32ZM99 56H100V55H99ZM101 56H102V55H101ZM142 56H143V55H142ZM153 56H155V55H153ZM156 56H157V55H156ZM42 57H43V55H42ZM42 57H40V59H43ZM50 57H51V58H50ZM180 57H182V58H180ZM185 57H186V56H185ZM195 57H196V56H195ZM38 58H39V57H38ZM132 58H133V57H132ZM132 58H131V59H132ZM138 58H137V59H138ZM141 58H142V59H141ZM143 58H144V59H143ZM158 58H159V57H158ZM171 58H174V56L171 57ZM40 59H39V60H40ZM57 59H58V60H57ZM99 59H100V58H99ZM134 59H136V58H134ZM165 59H166V57H165ZM185 59H186V60H185ZM49 60H50V61H49ZM55 60H56V61H55ZM100 60H101V59H100ZM141 60L144 61V62H142ZM159 60H160V59H159ZM171 60H172V59H171ZM187 60H188V63L192 64L191 67H190V65L186 64V63H187ZM246 60H247V58H246ZM40 61H42V60H40ZM44 61H43V62H44ZM61 61H62V60H60V62H61ZM97 61H98V60H97ZM131 61H132V60H131ZM131 61H130V62H131ZM147 61H148V62H147ZM172 61H173V60H172ZM189 61H191V62H189ZM55 62H56V63H55ZM60 62L57 63V64H60V65H58V66H61V63H60ZM92 62H93V61H92ZM163 62H164V61H163ZM175 62H176V64H174ZM197 62H198V64H197ZM208 62H209V61H208ZM263 62H264V61H263ZM52 63H51V64H52ZM65 63H66V62H65ZM100 63H101V62H100ZM102 63H103V61H102ZM136 63H134V65H135ZM246 63H247V62H246ZM39 64H41V63H39ZM42 64H43V63H42ZM68 64H70V62H68ZM127 64L130 65V71H131L132 63H131V64H130V63H127ZM159 64H160L161 66H160ZM193 64H194V66H193ZM196 64L199 65V66H197ZM240 64H241V63H240ZM242 64H243V63H242ZM48 65H45V66H48ZM65 65H66V64H65ZM137 65H138V64H137ZM141 65H140V66H141ZM146 65H147V64H146ZM176 65H177V67H176ZM256 65H257V64H256ZM258 65H259V64H258ZM41 66H42V65H41ZM49 66H50V65H49ZM49 66H48V67H49ZM62 66H63V64H62ZM62 66H61V67H62ZM105 66H106V63H105ZM159 66H160V67H159ZM195 66H196V67H195ZM50 67H52V66H50ZM124 67H125V66H124ZM175 67H176V70H175V69H172V68H175ZM262 67H263V65H262ZM41 68H42V67H41ZM56 68H57V67H56ZM59 68H60V67H58V69H59ZM63 68H64V69H63ZM69 68H71V67L63 66L62 68H60L61 70L63 69V70L66 71V73H65V71H62V72H61V71H58V72H60V73H63V72H64V73H63L64 75L66 74L65 76L62 75V77H65V79H60L61 75L59 74V76H58V81H59V80H60V81H59V82L57 81L58 83H57V82H54L55 84H54V83H51V84L54 85V88H53V87H50V88L47 89V87H49V86L46 87L45 84H44V86H45V90L47 89L48 92H49V89H52V90H53V91L51 90L52 92H51V91L49 92V93H50L49 95H51V93H52V94L55 93V91H56V90L58 89V87H59L58 90H59L60 94L63 95L64 97L66 96V97L64 98L65 103H66V100L68 101V104H67V105L69 106V107H68V110H69L70 112H68L67 110H65V112L67 111V114H68V118H67L66 120L63 119V118H64L63 108L65 109V108L67 107V105H66L64 102H61V105H62V106L64 105V107L61 106L62 108H60V107L58 108V105H57V106L55 105L56 108H55L54 110L52 109L53 112L56 110L54 113H53V112L51 113V115H54V118H53L54 121H53V120H52V121H53V125H54L56 128H55L52 124H51V125H52V126L55 128V130H56V134H57V135H55V136H58V138H59L58 140L63 141V143H65V142L68 143V145H69L70 147H71L72 144H74V146L76 145L75 148L71 147V150L69 149V152H71V153H67V151L64 149V148L67 147V146L63 147V149L66 151V152L63 151L65 154H64V153H62V154L59 153V151H60V150H63V149H59V150H57V151H56V152H58L57 154H60V155H58V156L55 155L56 157H58V159H57L58 161H57V163H56L57 165H56L55 163H53L54 166H57V167L60 169L59 171L62 172V169H63V168H67L66 166H69L68 163L72 162L71 159H74V160H77V159H78V160L82 161V163H83V162L85 163V164H83V167L85 166L86 168H89L88 170H91V171H92L93 169L96 168L95 170L92 171V172H94V173L97 172L99 168H102V169L104 170V171H101V172H106V170H105L106 168H107L108 171H111V172H112V170H110V168L113 169L114 167H111V166L107 167L106 163L109 164L110 160L108 159V160H109V161H108L107 159H105V157H101V156L103 155V153H99V154H101L100 156H99V154H95V153H94L96 156L93 154V152H94L93 149H95V151H96V149H97L96 153H98V151L100 152L99 149H101V148H100L99 145L103 144V142L106 141L107 143H106V142L104 143V144H105V147H107L106 144L108 145V143H109V144L112 143V144H110V147H112V145H115V147L117 146L118 148H121L120 146H122V148H123V150L121 149L122 152H121L120 149H119V152H120L121 154H120V153H117V154H118V155L120 154V156H121L120 158L123 159V160H122V164H123V166H125V169H123V168H122V169H123V170H127V171H128V174H129V172H132L131 174L134 176V177L132 178V180H134L135 178L137 179V177H135V175L137 174V172L139 173L140 176H142L140 173H141L142 171H144L143 169H144V167H145L146 165H147V167H148V165H149V164H148L149 162H147V164H146L145 166H143V165L145 164L144 161H145V160L148 161V160H149V157H151L152 155L149 156L148 159H147V158H145V160L143 159V160H144V161H143L144 164L142 163V160H141V164H142L141 166H140V163H138V161H137V160H138L137 157H138L139 159H141L140 157L143 156V155L147 156L149 153H153V152H154V154H156V153H155L156 150H155V151H151V150H150L151 152L147 153L146 150H144V148L147 149V151H149L150 148H147V147H148V145H147V144H148L147 140L149 139L150 136L153 137V136L155 135V133H154V135H152L153 132L158 131L159 128H156L157 130L154 128V127H155V124L157 123V121L159 122V119H160L161 117H163L164 114H163V115H160V116H159L160 118L157 117L158 114H157V115H154V114H153V116H155L156 118H154V117L152 118V116H151V118H152V120H151V118H150V116L148 115V113H147V114H144V113L142 112V110H141V112L143 113L142 116L145 115V116L147 117V115H148V117H149V118H146V117L144 116V118H146L147 120L149 119V120H151L152 122L154 121L153 119H155V122H156V123L153 122V124H151V122H150V126H154V127H150V126H149L150 128H152V129H151V130H152V131H151L152 133H151L150 135H148L147 132L149 131V128H145L146 126H145L144 124H142V125L145 126V127H141L142 125H140L141 122L143 123V119H142L143 117H142V118L139 117V116H141L140 113L138 112V111H140V110L135 109L133 106L136 105V106H135L136 108H137V107L140 108L138 105L142 103V104H144V105H143L144 107L147 105L146 107L149 108V106L152 105V103L150 102V103H151V104H150L149 102H147V101H148V97H147L146 95H147V93H148V89L150 90V89L154 88L155 86L152 87L153 84L148 85V83H146L145 81H142V79H144V78H142V79L140 80V81H142V82H140V83H141V85H140V84H139V80H137V79H140V78H138V76H136L135 73L133 74V72H132V74H131V72H128V73L126 72V73L124 74V72H125L126 70H125L123 67H121V68L124 70V72H123L122 75H121V73H122L121 71H123L122 69H120V72H119L120 74H119V73H116L118 69H116V72H115V71H111V72H114V73H112V74H111V72H109V70L106 72V70H107V69H106V70H105V75L107 74V76H105V78L103 77V78H104L103 83L106 85V87H105L106 90H105V88H104V93H107V94H106V96H104V97H103L104 94H102V97H103L104 99H106V100L109 101V100H111V99H107V98H109V97L112 98V97L115 96V98H117V99L115 100V98H114V99L112 98V100H114V101H116V102H111V101H112V100H111V101H109V102L107 103V101L105 100V102H104L105 104H104V103H100V104H104V105H103L104 107L106 106V103H107L108 105L111 104V105H109V106H111V107H108V108H110L111 110H108V111L106 110V109H108V108H106V107H105L106 109H100V107H102V105H101L100 107L97 106V107H98V110H99V109L102 110V111H100V110L98 111L99 113L101 112L102 115L100 114L101 116H99V115H98V112H96V114H97L98 116H97L96 114H95L96 116H93V115H92L93 119H92V117H91V119L89 118L88 125H86V126L88 127L87 129L90 128L89 130H91V129L94 130V127H95V129L97 128V130L99 129L100 131H97L98 133H95V135H93V134H92V131H90V133H87V132H89V131H85V130H84L85 132L83 131V132H84L83 135H85V136H84L83 138H81L80 136L82 135V132H81V134L79 133L80 136H79L78 134H76V133H77V131H76V130H77L76 127L79 126V127H81V129H80V128H79V129L82 130V126H80V125H81L80 123L83 122V125H84V121L88 120V118H87L86 120L84 119L85 116H86L87 114L85 115V113H84V110H85V109H83V110L81 109V111H83L82 113H84V114H82V115H83V116L85 115L84 117H82L81 113L79 112L80 109H78L79 105H78V107L75 106V105H77L78 103L75 104L74 102H73V103L71 102L72 105L75 104V105H74V107H76V109H75L74 107H72L71 103L69 102V101L71 100V99H69V98H72V100H75V101H76V99H78L77 96L79 95L78 93H79L80 91L78 92L77 87H78V85H80L82 82H80V84H78L77 86L74 85V86H76V87H75L76 90H77L76 93H77L78 95H76L75 93L73 94L74 90L72 89V82H71V81H70V82H71V89H68V86H69V88H70V83H67V85H68V86H67L65 82H68V79H67V78H71L70 75L68 76V74H70V72H69V73L67 72V69H69ZM73 68H74V67H73ZM119 68H120V67H119ZM147 68H148V65H147ZM149 68H148V69H149ZM193 68H194V69H193ZM196 68H197V69H196ZM239 68H240V67H239ZM242 68H243V67H242ZM254 68H255V67H254ZM37 69H38V68H36V70H37ZM46 69L48 70V68H46ZM50 69H51V68H49V70H50ZM52 69H55V66H54V68H52ZM52 69H51V70H52ZM161 69H162V70H161ZM199 69H198V70H199ZM234 69H235V68H234ZM40 70H41V69H40ZM128 70H129V69H128ZM134 70H135V69H134ZM143 70H144V69H143ZM150 70H151V69H150ZM207 70H208V69H207ZM256 70H257V69H256ZM37 71H39V70H37ZM55 71H56V70H55ZM55 71H54V72H55ZM70 71H71V70H70ZM118 71H119V70H118ZM199 71H200V70H199ZM47 72H48V71H47ZM50 72H51V71H49V73H50ZM54 72H53V70H52L51 73H54ZM58 72H57V73H58ZM108 72H109V73H108ZM134 72H135V71H134ZM144 72H145V71H144ZM146 72H147V70H146ZM148 72H150V71H148ZM207 72H208V71H207ZM210 72H211V71H210ZM259 72H260V71H259ZM259 72H258V73H259ZM41 73H42V72H41ZM45 73H46V72H45ZM51 73H50V74H51ZM57 73H56V74H57ZM67 73H68V74H67ZM158 73H159V74L162 73V74L158 75ZM242 73H244V72H242ZM50 74H49V75H50ZM137 74H138V73H137ZM150 74H151V73H149V74L147 73V75H149V76H150ZM226 74H227V73H226ZM232 74H233V73H232ZM237 74H238V73H237ZM239 74H240V73H239ZM239 74H238V75H239ZM260 74H261V73H260ZM42 75H43V74H42ZM49 75L47 74V75H45V76L47 77V76H49ZM57 75H58V74H57ZM92 75H93V74H92ZM132 75H133V76L135 75L134 77H137V78H136V79H133ZM140 75H141V74H140ZM209 75L212 76V73H211V74L209 73ZM234 75H235V74H234ZM38 76H39V75H38ZM52 76H53V75H52ZM66 76H68V77L66 78ZM95 76H97V75H95ZM101 76H102V74H101ZM101 76H99L100 79H102ZM142 76H143V74H142ZM149 76H148V77H149ZM168 76H169V73H168ZM198 76H200L201 79H200ZM211 76H209V79H208V80L211 81V79H212V82H213V78H211ZM227 76H228V75H227ZM227 76H226V77H227ZM232 76H233V75H232ZM49 77H51V75H50ZM49 77H47V78H49ZM53 77H54V76H53ZM55 77H56V76H55ZM62 77H61V78H62ZM91 77H92V76H91ZM91 77H89V79H90ZM143 77H144V76H143ZM148 77L146 76L145 79H147ZM171 77H170V78H171ZM203 77H204V79H203ZM216 77H217V76H216ZM223 77H224V76H223ZM235 77H237V76H235ZM47 78H45V80H44V79H43V80L46 81ZM51 78H52V77H51ZM51 78H50L49 80H51ZM77 78H78V77H77ZM94 78H95V77H94ZM149 78H150V77H149ZM167 78H168V77H167ZM170 78H169V80H171ZM180 78H181V79H180ZM229 78H230V77H229ZM38 79H39V78H38ZM55 79H56V78H55ZM55 79H54V81H55ZM78 79H79V78H78ZM85 79H87V77H85ZM95 79H96V78H95ZM100 79H99V80H93V81H96V82L99 81V82L102 83V81H100ZM132 79H133V80H132ZM153 79H152V80H153ZM202 79H203V82H204V83L202 82ZM215 79H216V78H215ZM227 79H228V78H227ZM232 79H233V78H232ZM232 79H231V80H232ZM56 80H57V79H56ZM63 80L65 81V82H64V83H65L64 86H66V87H64V86L61 85V84H62L61 81L63 82ZM71 80H72V79H71ZM147 80H148V79H147ZM147 80H146V81H147ZM152 80H150V82H151ZM165 80H166V79H165ZM200 80H201V81H200ZM52 81H53V79L51 80V82H52ZM75 81H76V80H75ZM75 81L73 82L74 84L77 83L79 80H78L77 82H75ZM87 81H88V80H87ZM90 81L92 82V78H91ZM90 81H88V82H90ZM188 81H189V82H188ZM216 81H217V80H216ZM241 81H242V80H241ZM83 82H85V81H83ZM88 82H85V83L89 85ZM137 82H138V85L141 86V90H142V91H144L143 89H145V88H142V86H144V83H143V82H145V83L147 84V85H145V87L148 86V87H146V88H148V89H147V91H145L146 93L144 92V93H145V94H144V97H147V98H143V97H142L143 92L141 93V96H140V97H142V100H143V99H147L146 101H145V100H144V101L147 102V103H149V104L145 103L144 101H143V102L141 101V103H139V104H134V103H133V104H132L133 106L130 105V104H131V103H130V102H131L130 99H131L132 97L129 99L130 101H128V96H129V95H134L133 93H135V92H137V94H138V92H141V90H139V89L134 91V89L136 88V86H138V85H137ZM148 82H149V81H148ZM150 82H149V83H150ZM167 82H168V79H167ZM169 82H170V81H169ZM217 82H218V81H217ZM229 82H230V81H229ZM229 82H228V83H229ZM239 82H240V80H239ZM38 83H40V81L37 82L36 84H38ZM42 83H44V82H42ZM47 83H48V80H47ZM60 83H61V84H60ZM152 83H153V82H152ZM179 83H180V82H179ZM181 83H182V82H181ZM186 83H185V85H186ZM221 83H222V82H221ZM51 84H50V86H53V85H51ZM56 84H57V85H56ZM86 84H84V85L86 86ZM142 84H143V85H142ZM208 84H209V85H208ZM229 84H230V83H229ZM39 85H43V84L40 83ZM48 85H49V84H48ZM58 85H59V86H58ZM88 85H87V86H88ZM101 85L103 86V84H101ZM235 85H236V83H235ZM235 85H234V86H235ZM37 86H38V85H37ZM74 86H73V87H74ZM82 86H83V84H82ZM90 86H91V85H90ZM102 86H101V87L99 86L100 89H102ZM170 86H172V87H170ZM177 86H178V87H177ZM190 86H191V87H190ZM40 87H41V86H40ZM42 87H43V86H42ZM55 87H57V88H55ZM60 87H61V88H60ZM62 87H63V88H62ZM149 87H150V88H149ZM151 87H152V88H151ZM165 87H166L167 89H169V90H165ZM168 87H169V88H168ZM209 87H210V88H209ZM212 87H213V88H212ZM217 87H218V85H217ZM219 87H220V86H219ZM229 87H230V86H229ZM232 87H233V86H232ZM36 88H37V87H36ZM64 88H65L66 90H69V93L71 92V94H69L68 91L66 92ZM79 88H80L79 90H83V91H84L83 93L85 94V93L88 92L87 90L90 89L91 87H89L88 89L83 87L84 89H81V85H80ZM123 88H124V90H122ZM170 88H171V89H170ZM223 88H225V87H223ZM234 88H235V87H234ZM234 88H233V89H234ZM41 89H42V88H41ZM55 89H56V90H55ZM61 89H62V92H61ZM85 89H86V90H85ZM96 89H97V87L95 88V90H96ZM118 89H120V90H118ZM179 89H181V90H179ZM35 90H36V89L34 88V91H35ZM58 90H57V91H58ZM70 90H71V91H70ZM76 90H75V91H76ZM93 90H94V88H93ZM93 90H92V91H93ZM117 90H118V91H117ZM160 90H162V87L160 88ZM160 90H159V91H160ZM190 90H189V91H190ZM227 90H228V89H226V92H228V91L230 92V91H231V89L228 90V91H227ZM252 90H253V89H252ZM36 91H37V90H36ZM38 91H40V88H38ZM38 91H37V93H38ZM43 91H44V89H43ZM43 91H41V92H43ZM89 91H91V90H89ZM119 91H120V92H119ZM153 91H154V90H153ZM164 91H163V93H164ZM206 91H207V92H206ZM214 91H215V90H214ZM64 92L68 93V95H66ZM95 92H96V91H95ZM95 92H94V93H95ZM226 92H225V93H226ZM251 92H252V91H251ZM46 93H47V91H46ZM62 93H63V94H62ZM80 93H81V92H80ZM96 93H97V92H96ZM96 93H95V94H96ZM100 93H102V92L100 91ZM108 93H109V94H108ZM110 93L113 94L114 96H113V95L109 96ZM118 93H119V94H118ZM155 93H156V92H155ZM204 93H205L206 95H205ZM213 93H214V92H213V90H212V91H211V94L213 95ZM44 94H45V93H44ZM55 94H56V93H55ZM55 94H54V95H55ZM57 94H58V93H57ZM57 94H56V95H57ZM60 94H59V95H60ZM84 94H83V95H84ZM88 94H89V93H88ZM120 94H121V98H120ZM128 94H129V95H128ZM135 94H136V93H135ZM137 94L133 96V98H134L135 96H138V97H135V98H137L136 100H138V99L140 98L139 95H137ZM158 94H159V96H157V97H158V100H157L158 102H157V103L159 104V102L161 101L160 99H162V98L159 99V97H161L163 94H162V95H161L160 93H158ZM164 94H165V93H164ZM196 94H197V95H196ZM200 94H202V95H200ZM207 94H208V96H210V97H207ZM38 95H39V93H38ZM45 95H46V94H45ZM47 95H48V94H47ZM59 95H58V98H59ZM72 95L74 96L75 99L73 98ZM91 95L93 96V93H92ZM91 95H90V97H91ZM96 95H97V94H96ZM96 95H95V96H96ZM100 95H101V94H100ZM107 95H108L109 97H107ZM122 95H123V96H122ZM171 95H169L170 98H171ZM198 95H199V96H198ZM203 95H204V96H203ZM42 96H43V95H42ZM63 96H62V97H63ZM67 96H68L69 98H68ZM71 96H72V97H71ZM87 96H88V95H87ZM87 96H86V97H87ZM98 96H99V95H98ZM98 96H96V99L98 98ZM176 96H177V97H176ZM193 96H194V100L197 98V101H196V100L193 101V102L191 101V102H192V103H191V102L188 101V100H189V99L191 100V98H192ZM196 96H198V97H196ZM202 96H203V97H202ZM37 97H38V98H37V100H38V99H39V96H37ZM43 97H44V96H43ZM53 97H54V96H53ZM60 97H61V96H60ZM76 97H77V98H76ZM79 97H81V94L79 95ZM82 97H84V96H82ZM86 97H85V98H86ZM102 97H101L102 101H99L100 98L97 99L98 102H103V101H104V99H103ZM124 97H125V98H124ZM153 97H154V96H153ZM157 97H156V99H157ZM162 97H166V96H162ZM195 97H196V98H195ZM214 97H215V96H214ZM45 98H46V97H45ZM48 98H49V96H48ZM48 98H47V100H48ZM50 98H52V97L50 96ZM50 98H49V100H50ZM85 98H84V100H85ZM149 98H150V97H149ZM154 98H155V97H154ZM180 98H181V97H180ZM188 98H189V99H188ZM198 98H199V100H198ZM42 99H43V98H42ZM55 99H56V98L54 97V100H55ZM79 99H80V101H81V98H79ZM88 99H91V98H88ZM101 99H100V100H101ZM124 99H126V100L124 101ZM150 99H152V96H151ZM150 99H149V101H151ZM171 99H172V98H171ZM175 99H174V100H175ZM206 99L204 98L203 101L205 102ZM208 99H207L206 101H207V103L209 102V104H210V106H211V105H212V101H213V99L211 98V99H212L211 101L208 100ZM215 99H216V98H215ZM227 99H228V98H227ZM229 99H230V98H229ZM43 100H46V99H43ZM54 100H53V101H54ZM58 100H59V101H63V99H61V98H59ZM72 100H71V101H72ZM82 100H83V99H82ZM92 100H93V99H92ZM97 100H96V101H97ZM140 100H141V98H140ZM140 100H138V101H140ZM152 100H153V99H152ZM163 100H164V99H163ZM181 100H180V102H181ZM192 100H193V98H192ZM234 100H235V99H234ZM39 101H41V100H39ZM39 101H38V103H39ZM53 101H52V99H51V101H50V102L48 101V102L51 103V102H53ZM77 101H78V100H77ZM77 101H76V102H77ZM126 101H127V102H126ZM138 101H137V102H138ZM153 101H154V100H153ZM164 101H165V100H164ZM172 101H173V99H172ZM178 101H179V99H178ZM183 101H182V102H183ZM216 101H217V99H216ZM227 101H228V100H227ZM235 101H236V100H235ZM237 101H239V100H237ZM241 101H242V100H241ZM45 102H46V101H45ZM54 102H56L57 104L60 103V102H57V99H56ZM54 102H53V103H54ZM78 102H79V101H78ZM85 102H87V100H86ZM92 102H93V101H92ZM110 102H111V103H110ZM128 102H129V103H128ZM137 102L135 101V103H137ZM161 102H162V101H161ZM166 102H167V100H166ZM169 102L171 103V106H173L172 104H174V106H173L174 108L178 107V106H176L177 104L175 105V103L171 102L170 99H169ZM176 102H177V101H176ZM225 102H226V101H225ZM40 103H41V102H40ZM69 103H70V105H69ZM81 103H82V102H81ZM155 103H156V102H155ZM163 103H164V102H163ZM163 103H162V104H163ZM177 103H178V102H177ZM190 103H191V104H190ZM213 103H214V101H213ZM215 103H217V102H215ZM221 103H222V102H221ZM234 103H235V102H234ZM36 104H37V103H36ZM45 104H46V103H45ZM45 104H44L43 106H45ZM51 104H52V103H51ZM51 104H50V105H51ZM84 104H85V103H84ZM86 104H87V103H86ZM92 104H93V103H92ZM95 104H96V102L94 101V104H93V105H95ZM142 104H141V105H142ZM145 104H146V105H145ZM158 104H156L157 106H156L155 109H157V107H159ZM167 104H168V103H167ZM197 104H198V103H197ZM204 104H205V103H204ZM209 104H208V105H209ZM232 104H233V102H232ZM263 104H264V103H263ZM263 104H262V105H263ZM41 105H42V103H41ZM47 105H48V103L46 104V107H45L46 110H47V108H48ZM50 105H49V106H50ZM65 105H66V107H65ZM81 105H82V104H81ZM98 105H99V103H98ZM141 105H140V106H141ZM163 105H164V104H163ZM168 105L170 106V104H168ZM195 105H196V104H195ZM206 105H207V104H206ZM217 105H218V103H217ZM219 105H220V104H219ZM219 105H218V106H219ZM224 105H226V104H224ZM256 105H257V103H256ZM113 106H114V107H113ZM160 106H161V103H160ZM165 106H166V105H165ZM171 106H170V107H171ZM175 106H176V107H175ZM197 106H198V105H197ZM201 106H202V105H201ZM201 106H200V107H201ZM210 106H209L208 108H210ZM212 106H213V105H212ZM228 106H229V105H228ZM234 106H235V104H234ZM41 107H42V106H41ZM92 107H93V106H92ZM95 107H96V105L93 107L94 111H95ZM97 107H96V109H97ZM152 107H153V105H152ZM161 107H162V106H161ZM161 107H159V108H161ZM173 107H172V110H174V111H172L171 109H170V110H171L173 113H175V111H176L177 109L175 110ZM179 107H180V106H179ZM185 107H186V106H185ZM203 107H204V106H203ZM221 107H222V106H221ZM221 107H219V108H221ZM232 107H233V106H232ZM43 108H44V107H43ZM51 108H52V107H51ZM57 108H58V109H57ZM69 108H71V110H72V108H73L72 111H77V110H78L77 112H73V113L76 114V113L79 112L80 115H79V114H78L79 116H78V115H75V114H72V115H71V110H70ZM79 108H83V107H79ZM102 108H103V107H102ZM142 108H143V107H142ZM142 108H141V109H142ZM147 108H145V110H146ZM153 108H154V107H153ZM159 108H158V109H159ZM168 108H169V107H168ZM168 108H167V109H168ZM188 108H190V110L193 109V108H191V106L188 107ZM225 108H226V107H225ZM229 108H230V107H229ZM233 108H234V107H233ZM40 109L42 110V108H40ZM48 109H50V108H48ZM151 109H152V108H150V109H148V110L151 111ZM163 109H164V108H163ZM163 109H162V110H163ZM178 109H179V108H178ZM196 109H197V107H196ZM196 109L194 108L193 111H195ZM206 109H207V108H206ZM211 109H214V110H215L214 106H213ZM211 109H210V110H211ZM86 110H87V109H86ZM143 110H144V109H143ZM152 110H153V113H154L155 110H154V109H152ZM179 110L183 112L182 109H179ZM179 110H178V111H179ZM187 110H188V109H187ZM190 110H189V112L186 111L187 114H188V113H191ZM207 110H208V109H207ZM42 111H43V110H42ZM47 111H48V110H47ZM47 111H46V112H47ZM49 111H51V109H50ZM149 111H148V112H149ZM157 111H158V110H157ZM178 111H177V112H178ZM184 111H185V110H184ZM193 111H192V112H193ZM197 111H199V110H197ZM203 111H204V110H203ZM208 111H209V110H208ZM37 112H38V111H37ZM40 112H41V111H40ZM86 112H87V111H86ZM137 112H138V114H137ZM186 112H185V113H186ZM48 113H49V112H48ZM113 113H114V115L117 117V120H115L116 122L114 123L116 129H113V131L115 130L114 132L106 131V130H108L107 127H106V121H107V119L111 118V116H113V115H112ZM142 113H141V114H142ZM149 113H150V112H149ZM155 113H158V112H155ZM161 113H162V112H161ZM163 113L166 114L167 112H164V111H163ZM178 113H179V112H178ZM185 113H184L185 116H183V115H181V116H183V117H187L188 115L185 114ZM206 113H207V112H206ZM213 113H214V112H212V114H213ZM217 113H218V112H217ZM42 114H43V113H42ZM49 114H50V113H49ZM49 114H47V115H49ZM65 114H66V113H65ZM67 114H66V115H67ZM69 114H70V115H69ZM89 114H91V113H89ZM136 114L138 115V117H136ZM170 114H172V113H170ZM181 114H183V113H181ZM194 114H195V113H194ZM208 114H209V113H208ZM150 115H151V113H150ZM167 115H168V114H167ZM167 115H164V117H165V116H166V117L163 118L164 120L161 118V119H160V122H161V120H163V121L167 120L166 118L169 117V115H168V116H167ZM186 115H187V116H186ZM192 115H193V114H192ZM192 115H191V116H192ZM195 115H197V113H196ZM204 115H205V114H204ZM39 116H40V115H39ZM45 116H46V115H44V117H45ZM174 116H175V114L172 115L171 117H173L174 119H176ZM177 116H178V114H177ZM191 116H190V118H192V119L196 118L194 115H193L194 118L191 117ZM199 116H200V115H198V117H199ZM42 117H43V116H41V118H42ZM87 117H89V115H87ZM94 117H95V118H94ZM45 118H47V116H46ZM48 118H49V117H48ZM50 118H51V116H50ZM136 118H138V120H139V119H142V121H140V123H139V129H142V128H143V130H144V128H145L144 131H143V130L140 131V130L138 129L140 132H137L138 130H137L136 127L138 126V122H139V121L137 122V121H136V120H137ZM157 118H159V119L157 120ZM180 118H182V117L179 116V119H180ZM187 118H189V117H187ZM215 118L217 119V116H216ZM219 118H220V117H219ZM39 119H40V118H39ZM146 119H145V120H146ZM182 119H183V118H182ZM182 119H180V121H181ZM200 119H201V118H200ZM43 120H44V119H43ZM82 120H83V121H82ZM145 120H144V121H145ZM149 120H148V121H149ZM171 120H172V118H171ZM176 120H177V119H176ZM176 120H173V122L176 121ZM187 120H188V119H187ZM189 120H190V119H189ZM194 120H195V119H194ZM194 120H193V121H194ZM197 120H199V119H197ZM48 121H50V120H48ZM48 121H46V122L48 123ZM167 121H168V123H167L166 125H168L170 129H171L175 124H178V123H173V122H171L170 119H168ZM169 121L171 122V124H170ZM177 121H178V120H177ZM180 121H179V122H180ZM209 121H210V119H209ZM214 121H215V120H214ZM37 122H38V120H37ZM145 122H146V121H145ZM189 122H190V121H189ZM191 122H192V121H191ZM206 122H207V121H206ZM218 122H219V121H218ZM35 123H36V122H35ZM136 123H137V125H136ZM147 123H148V124H147ZM180 123H181V122H180ZM192 123H193V122H192ZM192 123H190V124L193 125ZM200 123H201V122H200ZM208 123H210V122H208ZM211 123H212V121H211ZM211 123H210V124H211ZM219 123H220V122H219ZM222 123H223V122H222ZM45 124H46V123H45ZM85 124H86V123H85ZM145 124H146L147 127H148L149 122H146ZM159 124H160V123H159ZM172 124H174V125H172ZM186 124H187V123H186ZM190 124H189V126H190ZM196 124H197V122H196ZM220 124H221V123H220ZM38 125H39V123H38ZM38 125H37V123L35 124V126L39 128L40 125H39V126H38ZM43 125H44V123H43ZM49 125H50V124H49ZM71 125H74L76 130H75ZM156 125H158V124H156ZM166 125H165V126H166ZM183 125H184V123H183ZM194 125H195V124H194ZM221 125H222V124H221ZM35 126H34V127H35ZM165 126H164V127H165ZM177 126H178V125H177ZM177 126L175 125L174 128H172V129H175ZM180 126H181V125L179 124V128H180ZM196 126H197V125H196ZM209 126H210V125H209ZM1 127L3 128V126H1ZM36 127H35V129H34L35 131H36V129H38V128H36ZM40 127H42V126H40ZM53 127H52V128H53ZM83 127H84V126H83ZM140 127H141V128H140ZM156 127H157V126H156ZM166 127H167V126H166ZM183 127H185V125H184ZM183 127L181 126V129H180V130H181L182 132H185L186 129H184ZM191 127H192V126H191ZM194 127H195V126H193L192 128H194ZM197 127H199V125H198ZM43 128H45V127L43 126ZM48 128H49V127H48ZM84 128H85V127H84ZM111 128H113V127H111ZM111 128H110V129H111ZM153 128L155 129L154 131H153ZM177 128H178V127H177ZM179 128H178V129H179ZM22 129H23V128H22ZM22 129H21V127H20V130H22ZM45 129H47V127H46ZM45 129H43V130H45ZM49 129L51 130V128H49ZM63 129H65V131H64ZM135 129H136L137 131H136ZM146 129H147L148 131H147ZM161 129H162V128H161ZM164 129H165V128H164ZM167 129H168V128H167ZM167 129H166V130H167ZM170 129H169V130H170ZM194 129H195V128H194ZM194 129H192L191 131L193 132ZM198 129H199V128H198ZM24 130H25V129H24ZM38 130H39V129H38ZM38 130H37V132H40V131H38ZM40 130H41V129H40ZM53 130H54V129H53ZM53 130H52V132H53ZM159 130H160V129H159ZM183 130H184V131H183ZM35 131H34V132H35ZM142 131H143V133L146 131V134L148 135L147 140H144V139L141 140V138L143 137L142 135H144V134H141V136H140L141 138L139 139V137H138V139H137V135H138V134L140 135V133H142ZM167 131H168V130H167ZM167 131H163V132H166L165 135L167 134ZM173 131L175 132V130H173ZM21 132H22V131H21ZM43 132H44V131H43ZM75 132H76V133H75ZM78 132H79V131H78ZM94 132H96V131H93V133H94ZM99 132H100V133H103V134H100ZM149 132H150V131H149ZM168 132H169V131H168ZM186 132H187V131H186ZM186 132H185V133H186ZM196 132H197V131H196ZM35 133H36V132H35ZM47 133H48V132H47ZM47 133H46V134H47ZM53 133L55 134V132H53ZM85 133H86V134H85ZM135 133H136V135H135ZM137 133H138V134H137ZM21 134H22V133H21ZM39 134H40V133H39ZM41 134H42V130H41ZM41 134H40L39 136H36V138L41 137ZM43 134H44V133H43ZM49 134H50V133H48L47 136H50ZM65 134L68 136V138H67V136H66ZM89 134H90V136H89ZM91 134H92V135H91ZM97 134H98V135L100 134L101 136H100V135L98 136ZM146 134L144 135V138H146V137H145ZM156 134H157V132H156ZM161 134H162V133H161ZM161 134L159 135V133H158L157 135H155V136L153 137V138H155V137L157 136V138H155L156 140L154 139V141H155L154 143H156L157 140H162V141L165 142V139H164V138H166V137L161 136ZM163 134H164V133H163ZM171 134H173V133L171 132L170 135H169V133H168V137H169V138H168V137H167L168 139L166 138L168 141H169V139H171V138H170ZM176 134H177V133H176ZM179 134H180V137H181V138H182V136H184L183 140H185V134L183 135V133L181 134V132H179ZM194 134H195V133H194ZM87 135H88V136H87ZM113 135H114V136H113ZM116 135H118V136L120 135V136L118 137V136H116ZM158 135H159V137H158ZM187 135L189 136L188 132H187ZM198 135H199V134H198ZM198 135H197V137H198ZM42 136H43V135H42ZM65 136H66V138H65ZM77 136H78V137H77ZM97 136H98V137H97ZM172 136H174V134H173ZM172 136H171V137H172ZM175 136H176V135H175ZM45 137H46V135L44 136V138H43V137H42V138L45 139ZM51 137H52V136H51ZM76 137H77V138H76ZM112 137L115 139V140H114L115 144H113V142H112L113 140H112V141L110 140V139H113ZM162 137H163L164 140L162 139ZM186 137H187V136H186ZM195 137H196V135H195ZM42 138H41V139H42ZM46 138H47V137H46ZM48 138H49V137H48ZM52 138H55V137L53 136ZM95 138H96L97 140H96ZM116 138H117V139H116ZM119 138H122V141H124L123 143H125V145H124V144H120V142L122 143V141H120L121 139L119 140ZM150 138H151V137H150ZM153 138H151V140H152ZM158 138H160V139H158ZM173 138H174V137H173ZM173 138H172V139H173ZM28 139H29V138H28ZM55 139H56V138H55ZM104 139H105V140H104ZM177 139H179V137H177ZM187 139H188V138H187ZM38 140H40V138H39ZM38 140H37V141H38ZM45 140H47V139H45ZM49 140H50V139H49ZM51 140H54V139H51ZM56 140H57V139H56ZM86 140H87V142H85ZM94 140H95V141H94ZM98 140H99V141H98ZM137 140H138V141H137ZM190 140H191V139H190ZM96 141H97V144L100 143L98 146H96ZM109 141H110V142H109ZM139 141H140L141 143H142V141H143L144 144H145L146 142H147V143H146L145 145L143 144L144 146H143V145L141 146V143H138ZM145 141H146V142H145ZM171 141H172V140H171ZM171 141H169V142H171ZM40 142H41V141H40ZM42 142L45 143L46 141L44 142V140H42ZM47 142H49V141H47ZM47 142H46V143H47ZM50 142H52V141H50ZM50 142H49V143H50ZM55 142H56V141H55ZM94 142H95V146H96V147L94 146ZM152 142H153V141H150V139H149V146L153 145ZM164 142H163V143H164ZM166 142H167V141H166ZM175 142H177V141H175ZM187 142H188V140H187ZM187 142H186V143H187ZM38 143H39V142H38ZM43 143H42V144H43ZM53 143H54V142H53ZM116 143H119V144H118L119 146L116 145ZM137 143H138L139 145H138ZM150 143H152V144H150ZM163 143H162V144H163ZM171 143H172V142H171ZM36 144H37V143H36ZM39 144H40V143H39ZM39 144H37V145H39ZM54 144H55V143H54ZM54 144H53V145H54ZM58 144H59V143H58ZM104 144H103V146H104ZM136 144L138 145V148H139V146H140V148L142 149V151H145L147 155L145 154V152H143V153L141 154L140 152H142V151H141L140 148H139V151H140V152H139V153L136 152V151L138 150V149H137V146H135ZM159 144H160V143L157 144L159 147H157L156 145H153V146H154V147L156 146L158 149L161 147L160 150H162V149L164 150V146H165L166 144L164 143L165 145H164L163 147L160 146ZM162 144H161V145H162ZM176 144H177V143H176ZM179 144H180V143H179ZM181 144H183V143H181ZM184 144H185V142H184ZM187 144H188V143H187ZM187 144H185V146H186ZM40 145H41V144H40ZM46 145H47V144H46ZM50 145H51V143L49 144V146H50ZM56 145H57V144H56ZM64 145H65V144H64ZM123 145H124V146H123ZM146 145H147V147H146ZM167 145H168V143H167ZM167 145L165 146V147H166V148H165L166 150H168V148H170V147H168ZM31 146H32V145H31ZM61 146H62V145H61ZM61 146H60V144H59V147H61ZM101 146H102V145H101ZM125 146H127V149H128V150H127V149H124ZM170 146H171V144H170ZM173 146H174V145H173ZM180 146H182V145H180ZM33 147H35V145H34ZM33 147H30V148H31V151H32V150L34 151ZM36 147H37V146H36ZM51 147H52V145H51ZM51 147H46L47 149H46V148H45V149L49 151V149H50ZM56 147L58 148V146H56ZM92 147H93V148H92ZM97 147H98V148H97ZM134 147H135V148H134ZM142 147H143V148H142ZM151 147H152V146H151ZM201 147H202V146H201ZM207 147H208V146H207ZM22 148H23V147H22ZM41 148H42L41 151H44V149H43L42 146H41L40 148H38V149H41ZM57 148H56V149H57ZM67 148H68V147H67ZM72 148H73V150H72ZM102 148H103V147H102ZM108 148H109V145H108ZM112 148H113V147H112ZM112 148H111V149H112ZM118 148H117V149H118ZM157 148H156V149H157ZM171 148H172V147H171ZM173 148H174V147H173ZM173 148L168 150V154H169V155H170L169 152L172 151ZM175 148H176V146H175ZM195 148H196V147H195ZM23 149H24V148H23ZM23 149H22L20 152L26 150V148H25V150H23ZM52 149H54V147H53ZM52 149H50V152L52 151ZM106 149H107V148H106ZM115 149H116V148H115ZM117 149H116V150H117ZM134 149H135L136 151H135ZM151 149H152V148H151ZM154 149H155V148H154ZM154 149H153V150H154ZM158 149H157V150H158ZM176 149H177V148H176ZM29 150H30V149H29ZM36 150H37V148H36ZM92 150H93V151H92ZM101 150H102V152H103V149H101ZM126 150H127V153H125ZM174 150H175V149H174ZM177 150H178V149H177ZM181 150H182V149H181ZM205 150H206V149H205ZM26 151H27V150H26ZM31 151H30V152H31ZM48 151H46V153H44V154H47ZM106 151H109V150H106ZM106 151L104 150V153H106ZM114 151H115V150H114ZM114 151H112V152L110 151V152L113 154V153H115ZM178 151H179V150H178ZM178 151H177V152H178ZM20 152H19V153H20ZM36 152H37V151H36ZM38 152H39V154H40V156H41L42 154L40 153V151H38ZM52 152H53V151H52ZM54 152H55V151H54ZM56 152H55V153H56ZM60 152H61V151H60ZM110 152H107V153H110ZM116 152H118V151H116ZM159 152H160V151H159ZM162 152H163V155H165L164 153H165L166 151H165V152L162 151ZM196 152H197V151H196ZM19 153H18V155H19ZM22 153H23V152H22ZM22 153H21V154H22ZM42 153H43V152H42ZM55 153H54V154H55ZM137 153H138V156H137ZM166 153H167V152H166ZM172 153H173V151H172ZM175 153H176V152H175ZM175 153H174V155L177 154V153H176V154H175ZM180 153H181V151H180ZM201 153H202V152H201ZM21 154H20V155H21ZM29 154H30V153H29ZM29 154H28V157H29ZM31 154H32V152H31ZM34 154H35V152H34ZM36 154H37V153H36ZM36 154H35V156H36ZM39 154H38V155H39ZM67 154H69V155H67ZM123 154L125 155V157H124ZM126 154H127V155H126ZM140 154H141V156L139 157ZM157 154H159V153H157ZM20 155H19V156H20ZM23 155H24V154H22L21 156H23ZM25 155H26V154H25ZM25 155H24V156H25ZM38 155H37V156H38ZM49 155H50V153H49ZM64 155H65V156H64ZM66 155L68 156V158H67ZM105 155H107V154H104L103 156H105ZM122 155H123V156H122ZM160 155H161V154H159V156H160ZM169 155H167V156L165 155V156H164V157H166L165 159H167V157H169ZM171 155H173V154H171ZM171 155H170V156H171ZM179 155H180V154H179ZM15 156H16V155H15ZM19 156H18V157H19ZM31 156H32V155H31ZM37 156H36L35 159H38V158L40 157V156H39V157H37ZM42 156L46 158V156H44V155H42ZM42 156H41V158H42ZM114 156H117V155H114ZM145 156H144V157H145ZM161 156H162V155H161ZM4 157H5V156H4ZM12 157H14V156H12ZM12 157H10V158H12ZM56 157H55V159H56ZM162 157H163V156H162ZM175 157H176V156H175ZM186 157H188V155H186ZM190 157H191V156H190ZM8 158H9V157H8ZM22 158L24 159V157H22ZM26 158H27V155H26ZM29 158H30V157H29ZM29 158H27V159H29ZM41 158H40V160H41ZM50 158H51V157H50ZM69 158H70V159H69ZM106 158H109V156H107ZM142 158H143V157H142ZM152 158H153V157H152ZM157 158H158V156H157ZM169 158H171V157H169ZM169 158H168V159H169ZM13 159L16 160V158H13ZM18 159H19V158H18ZM27 159H25V160H27ZM33 159H34V158H33ZM42 159H43V158H42ZM46 159H47V158H46ZM46 159H45V160H46ZM110 159H111V157H110ZM114 159H115V158H114ZM116 159H117V158H116ZM168 159H167V160H168ZM174 159H175V158H174ZM181 159H182V158H181ZM189 159H190V158H189ZM189 159H188V160H189ZM4 160H5V159H4ZM4 160H3V161H4ZM20 160H22V159L20 158ZM25 160H24V161H25ZM30 160H31V159H30ZM30 160H29V163H30ZM45 160H42V162L44 161L43 164H44V163H45V164L47 163V161L45 162ZM48 160L50 161V159H48ZM51 160H52V159H51ZM78 160H77V161H78ZM103 160H105V161H107V162L105 163V161H103ZM118 160H120V159L118 158L117 161H118ZM150 160H151V159H150ZM159 160L161 161V159H159ZM171 160H172V158L170 159V161H171ZM175 160H176V159H175ZM177 160H178V158H177ZM184 160H185V159H184ZM0 161H1V160H0ZM7 161H8V160H7ZM49 161H48V162H49ZM77 161H75V162H77ZM111 161H113V160H111ZM117 161H116V162H117ZM151 161H152V160H151ZM13 162H14V160H13ZM22 162H23V160L21 161V163H22ZM32 162H33V161H32ZM37 162H38V161H36V163H37ZM51 162H52V161H51ZM64 162H65V164H67L66 166L64 165ZM75 162H74V163H75ZM103 162H104V163H103ZM116 162H114V163H116ZM152 162H153V161H152ZM152 162H151V164H152V166H153L154 164H153ZM156 162H157V160H156ZM161 162H162V161H161ZM165 162H167V161L165 160ZM165 162H164V164H165ZM177 162H178V161H177ZM179 162H180V161H179ZM184 162H185V161H184ZM15 163H17V162H15ZM19 163H20V161H19ZM25 163H26V161L24 162V165H23V166H25ZM33 163H34V162H33ZM72 163H73V162H72ZM79 163H80V162H79ZM82 163H80V165H81ZM137 163H138V167H137ZM175 163H176V162H175ZM3 164H4V162H3ZM27 164H28V163H27ZM27 164H26V165H27ZM38 164H41V162H40V163L38 162ZM43 164H42V165H43ZM45 164H44V166H45ZM49 164H50V163H49ZM53 164H52V165H53ZM70 164H71V163H70ZM76 164H78V163H75L74 165H76ZM160 164H161V163H160ZM164 164H163V165H164ZM166 164H167V163H166ZM168 164H169V162H168ZM170 164H171V163H170ZM173 164H174V163H172V165H173ZM182 164H184V163H182ZM189 164H190V162H189ZM0 165H1V163H0ZM17 165H18V168H19L20 165H19V164H17ZM17 165H15V166H17ZM31 165H33V164H31ZM35 165H36V164H35ZM35 165H34V166H35ZM46 165L48 166V164H46ZM78 165H79V164H78ZM112 165H113V164H112ZM119 165H120V163H119ZM163 165L161 164V167H163ZM174 165H175V164H174ZM177 165H178V164L176 163V165H175L176 168H175V169L178 170V166H179L180 164H179L178 166H177ZM190 165H191V164H190ZM7 166H8V165H7ZM13 166H14V164H13ZM13 166H12V167H13ZM15 166H14V168H15ZM23 166H21V168H22ZM47 166H46V167H47ZM72 166H73V164H72ZM72 166H71V167H72ZM120 166H121V165H120ZM123 166H122V167H123ZM139 166H140V167H139ZM158 166H159V165H158ZM0 167L2 168V166H0ZM26 167H27V166H26ZM30 167H31V166H30ZM32 167H33V166H32ZM36 167H41V166H36ZM51 167H52V166H51ZM57 167H56V168H57ZM69 167H70V166H69ZM69 167H68V168H69ZM147 167H146V170H147ZM172 167H174V166H169V167H168V165H167V166L165 167L166 169H165V168H162V169H164V170H161L160 168H157V167H155V168H156V171H157V172H158L159 169H160L161 171H163V172H162V174H163L165 170L168 171V170H169L168 168H171V169H172ZM181 167H183V166L181 165ZM16 168H17V167H16ZM34 168H35V167H33V169H34ZM41 168H42V167H41ZM41 168H40V170H41ZM43 168H45V167H43ZM43 168H42V169H43ZM49 168H50V166H49ZM81 168H82V167H81ZM90 168H91V169H90ZM97 168H98V169H97ZM117 168H118V167H117ZM139 168H141L142 171H141ZM187 168H188V167H187ZM189 168H190V167H189ZM25 169H26V168H25ZM29 169H30V168H29ZM45 169H46V168H45ZM50 169H51V168H50ZM50 169H49L50 172H51V171H52V172H55V170H56L55 168L53 169V167H52L53 170H50ZM77 169L80 170L79 167H78ZM84 169H85V168H84ZM84 169H83V171L80 170V172H82V173L84 172V173H85ZM119 169H120V168H119ZM171 169H170V172L173 171V173H174V170H175V169H172V170H171ZM183 169H184V168H183ZM183 169H182V170H183ZM0 170H2V169H0ZM14 170H15V169H14ZM17 170H19V169H16V171H17ZM23 170H24V169H23ZM30 170H31V169H30ZM40 170H38V171L40 172ZM43 170H44V169H43ZM63 170H64V169H63ZM72 170H73V168H72ZM72 170H69V169H68L69 172H71ZM79 170H77V171H79ZM85 170L88 171L87 169H85ZM100 170H101V169H100ZM115 170H116V168H115L113 171H115ZM120 170H121V169H120ZM120 170H119V171H120ZM123 170H121V171H123ZM149 170H150V169H149ZM177 170H176V171H177ZM179 170H181V169H179ZM213 170H214V169H213ZM2 171H3V170H2ZM5 171H6V170H5ZM20 171H21V169H20ZM38 171L36 170L35 172H38ZM45 171H46V170H45ZM59 171H58V172H59ZM64 171H67V170H64ZM91 171H90V172H91ZM121 171H120V173H121ZM150 171H151V170H150ZM10 172H11V171H10ZM23 172H24V171H23ZM30 172H31V171H30ZM35 172H34V173H35ZM39 172H38V173H39ZM46 172H48V171H46ZM73 172L75 173V171H73ZM88 172H89V171H88ZM92 172H91V173H92ZM115 172H116V171H115ZM117 172H118V171H117ZM117 172H116V174H117ZM135 172H136V173H135ZM145 172H147V171H145ZM145 172H144V175H145ZM148 172H149V171H148ZM151 172H152V171H151ZM170 172H169V173H170ZM178 172H180V171H177V173H178ZM0 173H1V172H0ZM3 173L5 174V172H3ZM3 173H1V174H3ZM6 173H7V172H6ZM84 173H83V174H84ZM97 173H98V172H97ZM153 173H155V171H153ZM158 173H160V171H159ZM177 173L175 172V174H177ZM219 173H220V172H219ZM13 174H14V173H13ZM17 174H18V173H17ZM29 174H30V173H29ZM77 174H78L77 176L81 175V173H78V172H77ZM87 174H88V173H87ZM109 174H110V172H109ZM113 174H115V173L113 172ZM142 174H143V173H142ZM146 174H147V173H146ZM149 174H150V173H149ZM167 174H168V173H167ZM170 174H172V172H171ZM181 174H182V172H181ZM181 174H180V175H181ZM186 174H188V171H187ZM94 175H96V174H94ZM129 175H130V174H129ZM132 175H131V177H132ZM139 175H138V176H139ZM163 175H164V174H163ZM168 175H169V174H168ZM173 175H174V174H173ZM178 175H179V174H178ZM226 175H227V174H226ZM249 175H250V174H249ZM1 176H2V175H1ZM9 176H11V175H9ZM17 176H18V175H17ZM17 176H16V177H17ZM32 176H33V175H32ZM140 176H139V177H140ZM150 176H152V175H150ZM159 176H161V175H159ZM159 176H156V177H159ZM166 176H167V175H166ZM176 176H177V175H174L173 178H172L171 176H170V177H171V179L174 180ZM185 176H186V175H185ZM227 176H228V175H227ZM4 177H5V176H4ZM75 177H76V176H75ZM80 177H81V176H80ZM82 177H83V176H82ZM86 177H87V176H86ZM152 177H153V176H152ZM156 177H155V178H156ZM161 177L163 178V176H161ZM161 177H160V178H161ZM167 177H168V176H167ZM179 177H182V178H183L184 176L182 175V176H179ZM190 177H191V176H190ZM248 177H249V176H248ZM8 178H9V177H8ZM22 178H23V176H22ZM72 178H73V176H72ZM72 178H71V179H72ZM76 178H77V177H76ZM129 178H130V177H129ZM153 178H154V177H153ZM160 178H159V179H160ZM219 178H220V177H219ZM256 178H257V177H256ZM14 179H15V178H14ZM17 179H18V178H17ZM17 179H16V180H17ZM20 179H21V175H20V177H19L18 180H20ZM71 179L69 178V180H71ZM81 179H82V178H81ZM171 179H168V181H170ZM179 179H181V178H179ZM186 179H187V178H186ZM186 179H185V180H186ZM245 179H246V178H245ZM4 180H5V179H4ZM21 180H22V179H21ZM65 180H66V178H65ZM69 180H67V181H69ZM83 180H84V179H83ZM88 180H89V178L87 179V181H88ZM119 180H120V179H119ZM137 180H138V179H137ZM175 180H176V179H175ZM177 180H178V179H177ZM220 180H221V179H220ZM5 181H6V180H5ZM103 181H104V179H103ZM135 181H136V180H135ZM139 181H140V180H139ZM157 181H159V180H157ZM236 181H237V180H236ZM1 182H2V181H1ZM17 182H18V181H17ZM60 182H61V181H60ZM69 182H71V181H69ZM160 182L164 184L163 180L161 181V179H160ZM173 182H174V181H172V184H173ZM183 182H184V181H182V183H183ZM2 183H3V182H2ZM73 183H74V182H73ZM73 183H71V184H73ZM108 183H110V182H108ZM131 183H132V181H131ZM133 183H134V182H133ZM136 183H137V182H136ZM158 183H159V182H158ZM166 183H167V182H166ZM169 183H170V182H169ZM178 183H179V182H178ZM178 183H177V184H178ZM194 183H195V182H194ZM252 183H253V181H252ZM18 184H20V183H18ZM23 184H24V183H23ZM61 184H62V182H61ZM83 184H84V183H83ZM147 184H148V183H147ZM155 184H156V183H155ZM163 184H162V185H163ZM177 184H176V185H177ZM235 184H236V183H235ZM14 185H15V182H14ZM69 185H70V184H69ZM162 185H161V186H162ZM166 185H167V184H166ZM184 185H186V184H184ZM222 185H223V184H222ZM260 185H261V184H260ZM19 186H20V185H19ZM107 186H108V185H107ZM114 186H115V185H114ZM156 186H157V185H156ZM158 186H160V185H158ZM158 186H157V187H158ZM164 186H165V185H164ZM174 186H175V185H174ZM186 186H188V185H186ZM14 187H15V186H14ZM74 187H75V184H74ZM101 187H102V186H101ZM118 187H119V186H118ZM254 187H255V185H254ZM5 188H6V187H5ZM11 188L15 191V189H14L13 187H11ZM16 188L19 189V188L17 187V185H16ZM21 188H22V187H21ZM70 188H71V187H70ZM96 188H97V187H96ZM113 188H114V187H113ZM158 188H159V187H158ZM175 188H176V187H175ZM178 188H180V186H179ZM220 188H221V187H220ZM1 189H2V188H1ZM12 189H11V190H12ZM56 189H57V188H56ZM60 189H61V188H60ZM117 189H118V188H117ZM168 189H169V188H168ZM184 189H185V188H184ZM186 189H187V188H186ZM257 189H258V188H257ZM13 190H12V192H13ZM24 190H25V189H24ZM104 190H105V189H104ZM114 190H115V189H114ZM154 190H155V189H154ZM176 190H177V189H176ZM180 190H181V189H180ZM20 191H21V190H20ZM22 191H23V190H22ZM115 191H116V190H115ZM156 191H157V190H156ZM165 191H168V190L165 189ZM174 191H175V190H174ZM177 191H178V190H177ZM213 191H214V190H213ZM213 191H212V192H213ZM5 192L7 193L8 191H5V190H4L3 194H4ZM10 192H11V191H10ZM17 192H18V191H17ZM23 192H24V191H23ZM113 192H114V191H113ZM154 192H155V191H154ZM168 192H170V191H168ZM179 192H181V191H179ZM179 192H178V193H179ZM191 192H192V191H191ZM73 193H74V192H73ZM155 193H156V192H155ZM189 193H190V192H189ZM1 194H2V193H1ZM13 194H14V193H13ZM17 194H18V193H17ZM76 194H77V193H76ZM121 194H122V193H121ZM124 194H125V193H124ZM140 194H141V193H140ZM169 194H170V193H169ZM172 194H173V193H172ZM175 194H176V192H175ZM185 194H186V193H185ZM216 194H217V193H216ZM226 194H227V193H226ZM259 194H260V193H259ZM15 195H16V194H15ZM15 195H12V199L15 198ZM19 195H20V194H19ZM72 195H73V194H72ZM125 195H126V194H125ZM143 195H144V194H143ZM152 195H153V193H152ZM176 195H177V194H176ZM179 195H180V194H179ZM181 195H182V194H181ZM183 195H184V194H183ZM183 195H182V198H181V196H177V197L181 198L180 200H179V198H178L177 200H178V201H181L182 199H184L185 196L183 197ZM189 195H190V194H189ZM189 195H188V196H189ZM227 195H228V194H227ZM260 195H261V194H260ZM0 196H1V195H0ZM3 196H4V195H3ZM7 196H8V195H7ZM7 196H6V197H7ZM13 196H14V197H13ZM137 196H138V195H137ZM147 196H148V195H147ZM150 196H151V195H150ZM150 196H149V197H150ZM188 196H187V197H188ZM16 197L18 198L19 196H16ZM20 197H21V195H20ZM20 197H19V198H20ZM25 197H26V196H25ZM132 197H133V196H132ZM160 197H161V196H160ZM160 197H159V198H160ZM168 197H169V196H168ZM174 197H176V196H174ZM177 197H176V198H177ZM226 197H227V196H226ZM261 197H262V195H261ZM10 198H11V196H10ZM21 198H22V197H21ZM21 198H20V200H21ZM61 198H62V197H61ZM144 198H146V197H144ZM161 198H162V197H161ZM161 198H160V199H161ZM12 199H11V201H12ZM108 199H109V198H108ZM148 199H149V198H148ZM152 199H153V198H152ZM155 199H156V198H155ZM162 199H163V198H162ZM171 199H172V197H171ZM171 199H170V200H171ZM20 200H17V201H18L17 204L20 202ZM58 200H59V199H58ZM62 200H63V199H62ZM163 200H164V199H163ZM165 200H166V199H165ZM168 200H169V199H168ZM168 200H167V201H168ZM170 200H169V202H170ZM6 201H7V200H6ZM111 201H112V200H111ZM116 201H117V200H116ZM145 201H146V200H145ZM151 201H152V200H151ZM174 201H175V199H174ZM184 201H185V200H184ZM188 201H189V200H188ZM1 202H3V201H2V198H1ZM1 202H0V255H1L2 257L0 256V257H1V259H0V264H11V263H13V262L10 261V259H9V261H10L11 263H10V262H7V261L5 260V258L8 260V258H10L11 256H13L14 253H17V257H21V258H20L21 260H19V261H20V262H19V261L17 260L18 258H17L16 256H13V257H15V259L17 258V259H16L17 262H18L17 264H26V262L24 263L25 260L22 259V256L25 254L26 257H27L26 252H27L28 254L34 252V251H32V250H31L32 252H31V251H30V252L27 251V250L29 249V247L31 246V245H30V242H31V244H33V242L35 243V242L37 241L38 237H39V239H40V237H42V236H37L38 233H36V235H35L34 232H36V231H31V229H32V230H35V229H34L35 227H34L33 224H32V225H33V226H32L33 228L30 227L31 224L28 225L29 223H28L25 219L28 218V219H29L28 221H30V218H29V217L26 216L27 218L25 217V219H24V218H21V217H23L24 215H23V216L21 215V217H17V218H15V219H12V217L10 218L9 216H10V215H13L14 213L11 214V213L8 212V213H9V214H8L9 216H8L7 214H6L5 216H8L9 218H8V217L6 218V217L3 215L4 213H6V210H4L5 212H4V211L2 212L3 209H1V208H4L5 206H4L3 203H1ZM14 202L16 203V200H15ZM37 202H38V201H37ZM52 202H53V201H52ZM61 202H62V201H61ZM147 202H148V201H147ZM162 202H163V201H162ZM164 202H165V201H164ZM5 203H6V202H5ZM5 203H4V204H5ZM113 203H114V201H113ZM123 203H124V202H123ZM126 203H127V202H126ZM152 203H153V202H152ZM167 203H168V202H167ZM170 203H171V202H170ZM170 203H169V209H170ZM172 203H173V202H172ZM174 203H175V202H174ZM180 203H181V202H180ZM185 203H186V202H185ZM20 204H22V203H20ZM20 204H19V205H20ZM27 204H28V203H27ZM29 204H30V203H29ZM19 205H18V206H19ZM57 205H59V204H57ZM124 205H125V203H124ZM127 205H128V204H127ZM141 205H142V204H141ZM164 205H166V204H164ZM167 205H168V204H167ZM183 205H184V203L182 204V207H183ZM20 206H21V205H20ZM36 206H37V204H36ZM47 206H48V205L46 204L45 207H47ZM49 206H50V205H49ZM49 206H48V207H49ZM60 206H61V205H59L58 207L61 208ZM65 206H66V205H65ZM88 206H89V205H88ZM128 206H129V205H128ZM128 206H127V207H128ZM179 206H181V204H179ZM185 206H186V204L184 205V208H185ZM213 206H214V205H213ZM25 207H26V206H25ZM25 207H24V209H25ZM29 207H30V206H29ZM62 207H64V206L62 205ZM81 207H82V206H81ZM81 207H80V210H79V211L82 210ZM122 207H123V206H122ZM127 207H126V208H127ZM163 207H164V206H163ZM165 207H166V206H165ZM177 207H178V206H177ZM22 208H23V206H22ZM22 208H21V210H22ZM37 208H38V207H37ZM42 208H43V207H42ZM42 208H41V209H42ZM49 208L51 209V207H49ZM49 208H48V209H49ZM52 208L55 209L54 207H52ZM77 208H78V206H77ZM84 208H85V207H84ZM160 208H161V207H160ZM167 208H168V206H167ZM4 209H5V208H4ZM18 209L20 210V207H17V210H18ZM30 209L32 210V208H30ZM53 209H51L52 212L54 211ZM69 209H70V208H69ZM162 209H163V208H162ZM162 209H161V210H162ZM169 209H168V210H169ZM14 210H15V209H14ZM17 210H16V211H17ZM19 210H18V211H19ZM28 210H29V209H27V211H25V212L21 211V212H22L21 214L26 213V212H27V213H28V212L30 213V210H29V211H28ZM148 210H149V208H148ZM163 210H164V209H163ZM163 210H162V212H163ZM166 210H167V209H166ZM168 210L166 211L167 214L169 213ZM175 210H176V209H175ZM177 210H179V209H177ZM177 210H176V212H177ZM183 210H184V209H183ZM7 211H8V210H7ZM16 211H15V213H16ZM39 211H40V210H39ZM48 211H50V210H48ZM48 211H47V213H48ZM61 211H62V209L60 210V212H61ZM63 211H64V213H65V210H63ZM74 211H75V210H74ZM76 211H77V210H76ZM98 211H100V210H98ZM171 211H172V210H171ZM215 211H216V210H215ZM55 212H57V210H56ZM55 212H54V213H55ZM66 212H68V211H66ZM83 212H84V210H83ZM162 212H161V213H162ZM164 212H165V211H164ZM164 212H163V213H164ZM172 212H173V211H172ZM172 212H171V213H172ZM184 212H185V211H184ZM2 213H3V214H2ZM27 213H26V215H27ZM44 213H45V212H44ZM75 213H76V212H75ZM52 214H53V213H52ZM55 214H56V213H55ZM55 214H54V215H55ZM68 214H69V213H68ZM68 214H67V215H68ZM153 214H154V212H153ZM173 214H174V213H173ZM184 214H185V213H184ZM196 214H197V213H196ZM207 214H208V213H207ZM14 215L19 216V215H20V212H18V214H14ZM28 215H29V214H28ZM41 215H42V214H41ZM47 215H48V214H47ZM67 215H66V213H65V216H64V217L66 218ZM82 215H83V213H82ZM84 215H85V214H84ZM168 215H169V214H168ZM55 216H56V215H55ZM58 216H59V215H58ZM109 216H110V215H109ZM109 216H108V217H109ZM150 216H151V215H150ZM177 216H179V215L177 214ZM182 216H183V215H182ZM193 216H195V215H193ZM209 216H210V215H209ZM4 217H5V218H4ZM13 217H14V216H13ZM79 217H80V216H79ZM113 217H115V216L112 215V218H113ZM169 217H170V216H169ZM171 217H172V216H171ZM210 217H211V216H210ZM33 218H35V217H33ZM76 218H77V217H76ZM180 218H182V217H180ZM58 219H59V218H58ZM66 219H67V218H66ZM68 219H69V218H68ZM68 219H67V220H68ZM80 219H81V218H80ZM102 219H103V218H101V220H102ZM107 219H111V218L109 217V218H107ZM32 220H33V219H32ZM105 220H106V219H105ZM111 220H112V219H111ZM113 220H114V219H113ZM113 220H112V221H113ZM151 220H152V219H151ZM24 221H26L27 223L24 222ZM56 221H57V220H56ZM58 221H59V220H58ZM70 221H71V220H70ZM78 222H79V221H78ZM80 222H81V221H80ZM184 222H185V221H184ZM213 222H214V220H213ZM25 223H26V224H25ZM32 223H33V222H32ZM45 223L47 224V222H45ZM72 223H73V222H72ZM78 224H79V223H78ZM26 225H27V227L29 226L30 228H26ZM80 225H81V224H80ZM260 225H262V224H260ZM37 228H38V227H37ZM159 228H160V227H159ZM171 228H172V226H171ZM173 228H174V227H173ZM28 229H29V231H31V234L33 233L34 237H33V236H32V237H30V236H26L27 234H29V233H27V232H28V231H27ZM39 229H40V228H39ZM25 230H26L27 232H25ZM43 230H44V229H43ZM9 232L11 233V235H10ZM25 233H27V234H26V235H23V234H25ZM177 233H179V232H177ZM31 234H29V235H31ZM39 234L42 235V232H40ZM43 234H44V233H43ZM117 234H118V233H117ZM113 235H114V234H113ZM173 235H174V234H173ZM21 236H25V237L28 239V242H27V240H26L25 238L21 239V238H22ZM35 236H36L37 238H35ZM174 236H175V235H174ZM29 237H30V241H29ZM43 237H45V236H43ZM32 238H33V239H32ZM31 239H32V241H33L34 239H36V240L32 242ZM39 239H38V241H39ZM9 240H10V242H9ZM16 240H17L18 242H17ZM15 241H16V242H15ZM38 241H37V242H38ZM48 241H49V240H48ZM53 242H54V240H53ZM27 244H29V245L27 246ZM65 245H68V244H65ZM69 245H70V244H69ZM69 245H68V246H65L64 249L69 250V249H74V248L76 247V246H75L74 248H72V247L69 246ZM26 246H27V247H26ZM52 246H53V245H52ZM52 246H51V250L48 249L49 253H46V254H48V255H47V256L45 255L47 258L44 259V257H43V259L46 260V262H45L44 264H58V262H62L63 264H65V262L60 258V256H58V255L56 256L57 253H56V251H55V248H53ZM263 246H264V245H263ZM263 246H262V247H263ZM78 247H79V246H78ZM78 247H76V248H78ZM10 248H11L12 251L10 250ZM24 248H26V249L28 248V249L25 251ZM49 248H50V247H49ZM30 249H31V248H30ZM40 249H41V248H40ZM74 250L77 252L78 255L81 254V253H80L81 250H79V249H78V250H77V249H74ZM15 251H16V252H15ZM48 251H47V252H48ZM8 252H13V254L10 256V254H9ZM24 252H25V253H24ZM7 255H8L9 257H7ZM14 255H15V254H14ZM40 255H41V254H40ZM30 256H33V259H34V260H33V259L31 258V259L33 260V262H31L32 264H33V263L35 264V262L37 261V259H38V261L36 262V264L39 262L40 258L37 256V254H36L35 252L32 253V254H30V255H29V258H30ZM34 256H35V257L37 256V257H36V260H35ZM163 256H164V255H163ZM23 257H24V256H23ZM31 259H30V260H31ZM27 260H28V259H27ZM32 260H31V261H32ZM12 261H15V260H12ZM42 261H43V260H42ZM28 262H29V260H28ZM43 262H44V261H43ZM43 262H42V264H43ZM40 264H41V260H40Z\"/></svg>",
    "mask_w": 264,
    "mask_h": 264
}]
</instances>
